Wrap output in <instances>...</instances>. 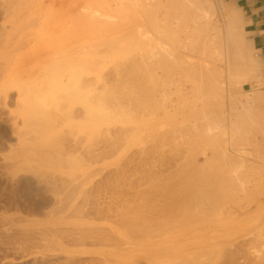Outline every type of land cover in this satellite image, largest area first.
I'll use <instances>...</instances> for the list:
<instances>
[{"label": "rangeland", "instance_id": "1", "mask_svg": "<svg viewBox=\"0 0 264 264\" xmlns=\"http://www.w3.org/2000/svg\"><path fill=\"white\" fill-rule=\"evenodd\" d=\"M57 1L58 0H0V48L2 47V49L0 50V66L1 65L3 66V68L0 67V68H2V69H0V71L3 72V73L2 72L0 73V82H1L0 83V223L3 221L1 224L2 225L4 224V226H2V225L0 226V231L2 232V233L0 232V234H1L0 235V264H264V219H262L261 217H259V215H260L259 214V210L261 211V209H262V207H260V206H262V205L264 206V203L258 201L259 198L262 195L261 194L260 195L257 194L258 196L256 195L255 196L256 198H255L253 195H250V197H249V195L246 194V197L248 198L249 201L252 199L251 200L252 201L251 204H249V201L248 200H244V201H247L246 204L242 200L243 201V204L242 203L241 204L239 203L238 208H237V205H234V206L233 205H230V207H232L234 210L237 208L236 211H233L234 214L233 213H230L229 216H226L225 215L226 217H222L221 216L222 214H220L219 216L217 215L218 217L213 216V214H215L214 212H216V208H214L215 207L214 204H216L217 209H218V212L220 211L219 209L222 210L224 208L227 209L229 207L228 206L229 204H222V202H220V203L223 206L222 205H221L222 207L220 205L218 206V204H219L218 201L220 199H221L220 201H222V198L223 199H227L228 198V197L226 198V197H224L222 195H227V194H224L225 192L224 193L221 192L220 193L221 195H219V192H218V195H217V191H216L217 189H214V188H212L209 185H205L204 183H203L204 185L203 184L200 185V189H199L198 186L195 184V181H193L195 179V177L191 173L192 166H196L197 167V165H194V162L193 161L196 162L195 164H198V165L200 164L201 166L202 165H205L206 166L207 164H209V163L205 164V162L203 160L204 157H205V155L208 154V150H207L208 148L207 147H209V146H206L205 144L202 143V145H205L203 147L201 145V143H200L201 141L199 142V141H196V140H194L195 141L194 143L196 144V142H198V145L197 144L195 145L194 143H193L194 145L193 144L191 145L193 139H198V137H196L197 134H195L193 132V134L192 133L191 134H188L189 136L186 134L188 137H185L186 135L182 134L180 132V130H178L179 126H181L183 123H185V120L186 119H187L186 121H188V119L190 118L189 117L190 115L193 116L190 113V110H192V109L190 108V110H188L187 108L184 107V105L186 104V100L183 101V104H182L181 101L178 100V96L176 95L177 92H176V89L174 87V83L173 82H174V80H176L175 76L176 77L178 76L177 75L178 74V71L175 74H172V75H174V78H171V80H170V77L172 75L169 76L168 78L167 77L164 78V71L161 68V61H159V64L156 63L157 60L155 59V57L152 58V56L149 54L150 52H152V50H150V49H153L154 48V44L151 43V46L153 45L151 47L150 46V42L153 41L155 43V40H153V39H155V34H156V37H157L158 36L157 33H161L160 31L162 29H164L165 26H168L170 28H169V32L167 34L170 35V36H172V35L174 36V32L177 31V30H174V28H176L177 27V24L179 23L178 22L176 24L177 21H175V19H176L175 16L176 17L177 16L178 17L181 16V18H182V15H180V14L177 15V12H175V11L170 12L171 11L170 10L169 11L170 15L172 13H174L173 15H175L174 16L175 19H172L170 17L171 20H172V22H170L171 25L169 24L170 25L169 26L168 25V22H165L166 18L164 16H166V13H165V11H163V9H161V8L158 7L157 0H138V1L137 0H133V1L132 0L131 1L130 0H120V1L119 0H98V2H95L97 0H95V1L94 0H70V1L68 0V2H67V0H65V3H59ZM127 1H129L131 4H132V2H133V4L136 2L135 5L137 4V6H135L133 4L131 5ZM203 1L204 0H200L199 3L202 2L203 4H207L206 6L204 5L205 7H202L203 6L202 3H201L202 5L200 4L201 5L200 6L199 4H197L198 3L197 2L195 5H197V6L199 5L200 6L199 8L192 6L193 9H194V10L192 9L193 10V13L192 12H186V13H190V16H191V13L193 14L192 17H194V18H191V19H193L191 23H189L191 21L189 19L190 18L189 17L186 20L189 19L190 21L187 22L185 20L184 22H187V23H185V25H184L185 27H182V25L180 26V23H182L181 21H183L184 18H183V20H180L181 18L179 17L180 18L179 19L180 20V23L178 25H179V28L180 29L181 28H184V29L180 30L183 33H185V31H186L185 29H188L189 30L191 27L193 28L197 24L199 26H201V27H198L197 26V28L202 33L206 32V34H203V36L204 35H207V34L210 35V38H211V41L210 42H212V43H209L208 44L209 47L207 45V49L208 48L210 49V47H211L212 50H210V51L208 50L209 53L207 51V54H208V57H209V54H210V56L212 58L211 57L209 59L208 58L207 59L206 58H200L198 55L195 54L194 56H192L189 59L190 60H194V61L195 60H199L197 62H200V63L205 60L204 62L206 64H211L212 63L214 65H217L218 64V61L220 60V59H218V58H220L219 55L222 53L221 57L223 59H221V60H223L226 63V65L232 59L233 60H236V59H234L235 57L234 58L230 57V55L232 54L231 52H230L231 54L228 55V56L225 54V52L227 53V51H225V45L229 42L228 38H226L225 36L227 35V32H229L228 29L230 27V26L229 27L227 26L230 23L227 24L226 22H227V19H229L228 17L231 16L230 18H232L234 16L235 18L234 17L233 18L237 21L236 22L237 24L235 25L236 27L234 29L236 31V36H238V40L239 41H241V40L243 41L244 40V42H245V40H246V41L249 42V45L248 46L247 45H244V46H247V47H245L243 50H245V49L248 50V51L246 50L245 52H247V53L249 52V54L252 55V58L251 59L256 58V59L253 60V63L255 64V62H256V64L254 65L255 66L254 67V71H256V70L257 71L256 72L253 71L254 72V74H253L252 71L250 73V69H248V68L247 69L249 71L248 70H244V72L247 71V72H249V74L256 75V76H252L253 78L255 77L254 79H252V77H250V76H248L246 74L247 72H245V75H244L243 70H242L243 68H242L241 69L242 72L239 71L240 72L239 75H242V76L244 75L243 76L244 79H243V81L242 80H238V77L236 76L237 77L236 78L237 80L235 79V81H237L238 83L237 82L235 83V81H234V83H235L234 84L232 82V79H230V81L227 79V78L230 77L231 74H229V75L227 74L228 73V70L226 68L225 69L224 90L222 91V92H224V94L223 95L221 94V95L224 97V102H225V106H226L227 109L231 107L230 104H232V102H233V105L235 104L236 107L239 110H242L241 107L243 105L241 106V102H242V104H245L246 98H248L249 96L250 97L253 96V98L255 100L254 93H256L255 96H257L256 97L257 98L256 100H258V98L260 96V95L258 96L257 94L261 93V96L260 97L262 98V100L260 102L264 104V99H263L264 98V62L257 55L256 50L253 47V43H252L251 38L245 32L244 25H243V21H242L241 16L235 10H232V9L228 8L227 5L224 4V3H222L221 0H207V1H204V2ZM55 2H57V3H55ZM46 3H48V4H46ZM91 3L93 4L92 6H90ZM95 3H96V5H95ZM97 4H99V7H98ZM100 5H101V8H100ZM125 5L126 6L129 5V8L128 7H127L128 9L124 8V7H126ZM119 6H122L121 7L122 9L119 8V11L120 10L122 11L120 13L121 14V17L116 16V14L119 12L118 11V7ZM130 6H134L135 9H133V7H130ZM91 7H95L98 10L101 9V11L104 8V10H106V11L103 10L102 12L103 13L106 12L107 14L109 13L108 14V17H107V14H106V16L103 15V14H101L102 15L101 16L100 15V12L101 11L99 12L95 8H92L91 9ZM201 7L203 9H201ZM83 8L85 9V11H83ZM123 8H124V10H123ZM42 9H43V12H42ZM44 10L46 11L47 14L45 13ZM91 10L93 12H91ZM82 11L84 12V14H85V12L87 14V12L90 11V14L91 15L88 13L87 15L85 14V16L82 17V14H83ZM114 11H115V13L117 11L118 12L115 14ZM61 13H62V16H61ZM96 13H97V15H96ZM63 14H65V15H63ZM120 14L118 13L117 15H120ZM151 14H153L154 17L151 16ZM181 14H183V13H181ZM92 15L94 17H96V18L92 17ZM109 15L112 16V17L110 18ZM133 15H138V17H140V18H138L137 16L134 17ZM187 15L189 16V14H187ZM89 16H91V17H89ZM97 16H99V17H97ZM103 16H105V17H103ZM149 16H151L152 19H150V22L148 23ZM183 16H184V14H183ZM117 17H119V18L116 19ZM163 17L165 19L164 20H160ZM84 18L85 19L88 18L90 20V21H88V19H87V21H88L89 24L92 23V20L93 21L94 20L96 21L97 18H98L99 20H97L96 22L94 21L93 24L94 23L96 24L98 22H100V24L98 23L99 26H98V24L97 25H93L92 24V25L89 26V24L87 22H84L85 21ZM105 18H107V19L105 20ZM83 19H84V21H81ZM127 19H129V21ZM10 20H11V22H10ZM117 20H119V22ZM151 20H153V21H151ZM60 21H61V23H60ZM69 21H71V22H69ZM104 21L107 22V23H105ZM109 21L110 22H113V23H110ZM116 21H117L118 24L116 23ZM156 21L159 24L157 26V29L159 28V26L162 28L159 32H158V30H159L158 29L157 30V33H155L156 32V24H157ZM79 22H82V24L79 23ZM103 22L106 24L104 27H102L104 25ZM129 22L131 23L130 25H129ZM143 22L146 23V24H144ZM161 22L162 23L165 22L164 25L165 24L166 25L165 26L163 25V27H162L161 26L162 25ZM78 23H79V25H78ZM138 23L142 24L141 25L142 26V29L139 27L140 25L139 26L137 25ZM152 23L154 24V27H153V24ZM172 23H174L175 26H173L174 24H172ZM60 24H61V26H60ZM72 24L74 26H76V27H74ZM84 24H87L88 25L87 27L88 28L90 27V28L88 29ZM111 24H115V25L112 26ZM143 24H144V27H143ZM187 24L189 25L188 26L189 28L187 27ZM62 25H63V27H62ZM82 25L84 26V28L83 27L80 28V26H82ZM100 25H101V27H100ZM109 25L112 26V27H110ZM150 25L155 30L151 29L152 27ZM71 26H72L73 29L72 28H69ZM211 26H213V27H211ZM60 27L63 28V29H61ZM93 27H96V28L99 27L100 29L99 28L96 29V28H93ZM145 27L147 29H145ZM74 28L75 29H78V30L75 31ZM79 28L82 31H80ZM85 28H86V30H83ZM130 28H131V30L132 29L134 30V29H138L139 28L138 30L141 31V33L143 32L142 37L138 38L139 40L136 39L137 36L140 35V32L138 33V31H137V33H136L135 30L134 31H131L130 30L131 31L130 32L129 31ZM165 28L167 29V27H165ZM170 29L172 31L174 30L172 34L170 33V32H172ZM176 29H178V28H176ZM59 30L61 32H59ZM67 30H70L71 32L73 31L74 34L73 33L71 34L70 31H67ZM143 30H145V32ZM119 31H121L123 33L119 32ZM126 31H127L128 36L126 34ZM149 31H150V33H149ZM162 31L164 32L165 29L162 30ZM68 32L71 35H69ZM133 32L135 33V35L136 34L137 35L136 36L133 35L134 34ZM147 32H148V34H147ZM177 32H176V35L178 34L177 35V38H179V37L180 38H183L185 36L183 33H179V32L177 33ZM62 33L63 34L66 33V35H68V36L63 35ZM113 33H114V36H113ZM115 33H117V35H118L117 37H115L116 36ZM119 33H121V34H119ZM202 33L201 34L199 33L198 35L196 34L195 36L196 37L199 36V38H201V37H203V36H201ZM61 34L63 36H66L65 39H62L63 36ZM122 34L124 36L126 35L128 38L126 36H125V39L122 38V37H124ZM167 34L165 33L166 36H167ZM54 35H56L57 37L58 36L60 37V35H61L62 36L61 39L63 41L60 38H57L56 36L54 37ZM103 35H105V36H103ZM109 35H111L112 38H111V36L109 37ZM165 35H163V36H165ZM176 35L174 36L175 38H176ZM211 35H213V36H211ZM119 36H120V40H119ZM144 36L146 37L145 39H143ZM161 36L162 35H159L157 37V39L158 38L161 39V40L158 39L161 43L160 42H156V45L155 46H162V45H157V43L162 44L164 42L163 44L165 46H167V47L169 46L168 48H171L170 50L173 49V51H175L176 50V49H174L175 48L174 47L175 45L172 44L173 43L172 42L173 40L171 41V45H173L172 46L173 48H172L170 46V44H169L170 42H168L169 40H171L169 38V36H167V37L165 36L167 38L166 40L164 39L163 36L162 37ZM215 36H217V37H215ZM96 37H97V40H96ZM151 37H153V38H151ZM174 37H172V38H174ZM220 37H222L221 38L222 42H221V40L219 42V38ZM114 38H117L116 42H115V39ZM147 38H148V40H150V38H151L152 41L151 40L148 41ZM9 39H10L11 42L9 41ZM58 39H60L61 41L58 40ZM80 39H82V41ZM84 39L87 40V42H88V40H91L89 42H92L93 41L94 43L96 41L98 42L100 40H101L100 42H102V39H103V42H102V44L101 43H96V44H99V45L93 46L94 45L93 43H92V45L89 44V42L88 43L86 42L85 44L82 43V42H85ZM106 39H107V41L110 40V39H112V41L110 40L111 41L110 44L112 45V43H114L115 45L109 46L110 44H107V43H109L110 41L107 42V43H105L106 42ZM140 39H143V40H146V41L143 42V40L141 41ZM162 39H163V42H162ZM135 40H137V42ZM178 40H174V42L176 43V41L178 42ZM215 40H217V41H215ZM130 41H131V43H130ZM196 41H198V39ZM8 42L10 43V45L7 44ZM138 42H140V43H138ZM215 42H217V44L221 43L223 45V46L222 45L221 46L219 45V48L220 49L222 48L223 51H220V50L217 49L218 45ZM71 43L74 45V47H73V45ZM74 43H76V44H74ZM119 43L122 46L123 45L124 46L122 47ZM61 44H63V45L61 46ZM77 44L79 46L81 44L80 48L78 47ZM104 44L105 45L107 44L108 46L106 45V48L109 47V49H111V50L108 51V48H107V50L104 49V52H102L103 51L102 48H105ZM141 44H142V46H141ZM143 44H146V47L144 46V48H143ZM246 44H247V42H246ZM7 45H8V47H7ZM89 45L91 47L93 46L92 48L90 47L91 50L89 49ZM216 45H217V47H216ZM63 46H64V48H63ZM70 46L72 48H70ZM82 46H85V48H82ZM115 46H116V48H115ZM212 46H213V48H212ZM230 46H231V44H230ZM94 47H95V49H94ZM110 47H113V48H110ZM141 47H142V50L140 51L139 49ZM67 48H68V51L69 52L70 51H73V50L74 51L73 52H70V53L69 52L67 53V52H65V51H67ZM118 48H120L121 50L124 49V51L122 50V52H120L119 51L120 49H118ZM3 49H5V50H3ZM53 49H55V50H53ZM58 49H60V51ZM61 49L62 50L65 49V50L62 51ZM83 49H87L88 51L87 50H83ZM92 49H93V51H96L97 50L99 52V55H98V52L97 51L96 52H93ZM112 49L114 50L113 52H111ZM133 49L135 50V52H134ZM148 49L150 50V52L148 51ZM75 50L78 51V54H76L77 52ZM79 50H80V53L83 52V51L84 52L80 54L79 53ZM154 50H155V48H154ZM50 51L51 52L57 51L56 54H58V55H59V53L60 54L62 53V54H61V56L59 55L60 57L55 55L57 58L56 57H54V58H51V57L46 58V56L48 57V54H49ZM116 51L118 52V55L119 56L116 55V53H117ZM159 51L162 52L161 50H159ZM211 51H213V52H211ZM217 51H220V52L218 53ZM63 52H65V53L63 54ZM89 52H90L91 56H90V54H88ZM105 52L108 53V54H106ZM133 52L135 54H139V55H136L135 56V54ZM140 52H142V54ZM71 53H72V55H71ZM84 53H85V55H84ZM103 54H104V56H103ZM140 54H141V56H140ZM36 55H38V56H36ZM42 55L46 59H44V57ZM75 55H77L78 58L75 57ZM105 55H106V57H105ZM107 55H109V56H107ZM133 55L135 57H137V59L134 58ZM216 55H217V57H216ZM225 55H226L227 59L225 58ZM70 56H71V58H70ZM110 56H113V58L110 57ZM131 56H133V58L136 59V60L132 59ZM150 56H151V58H150ZM58 57L61 58L60 60L62 62L61 61L59 62V58ZM68 57H69V60L67 59ZM83 57H84V59H83ZM214 57H216L215 58V61H214ZM27 58H29V59H27ZM35 58L37 60H39V61L37 62V60ZM92 58H94V59H92ZM117 58H119L120 61ZM124 58L127 60V61L124 60L125 63H123L124 61H122V59H124ZM139 58H141V60L143 58L144 59L141 61ZM242 58H241V60L240 59H237V60L238 61L239 60L242 61L243 59H245V58H243V59ZM30 59H32V60H30ZM74 59L76 61H74ZM81 59H83V60H81ZM96 59H97V63L94 62V64H93L92 60H95L96 61ZM99 59H101L100 60L101 61L100 63L98 62ZM113 59H114V61H113ZM154 59H155V61H154ZM210 59H212V60H210ZM19 60L23 63V64L21 63L22 65H18V64H20V61ZM49 60L51 62H49ZM55 60H56V62H55ZM79 60L80 61H84L85 60L86 62L84 61L83 64H82ZM109 60L111 62L112 61L113 62L111 63ZM225 60H227V61H225ZM27 61H29V62L26 63ZM130 61L131 62L133 61V62L131 63ZM243 61H242V63H243ZM245 61H244V65H243L244 67H245V63H246ZM2 62H5L6 64L4 63L5 64L4 65ZM32 62L34 63V65H36L35 66L36 68L34 66H33V68H32V66H30L31 65L30 63H32ZM39 62H40V64L41 63L44 64V65L41 64V66L43 65V70H41L42 68H41V66H39V64H38ZM57 62H59V65H58ZM66 62H69V63L67 64ZM75 62H77V63H75ZM104 62H107V63H104ZM121 62L123 64H121ZM144 62H145V64H144ZM231 62L233 63V61H231ZM33 63H32V65H33ZM70 63H71V65H70ZM102 63H103V65L104 64L105 65L102 66ZM137 63L139 64L138 67L136 66ZM146 63H149L152 67L149 64H147L148 66H145ZM151 63L158 64L159 66L157 67V65H154V64H151ZM242 63H241V65H242ZM25 64H26V66H28L29 64L30 65H29V67H26ZM46 64L47 65L49 64V65L47 66ZM55 64H57V67H59L60 70L57 67L56 68L58 69V71H57V69H54L55 66H56ZM73 64L75 65L76 68L72 66ZM81 64L82 65L86 64L87 66L84 65V67H83ZM90 64H91V66H90ZM130 64H132V65H130ZM114 65H116V66L118 65V66L116 67ZM142 65H143V67H142ZM228 65H229V63H228ZM238 65H239L238 67H234V68L239 69L240 68V64H238ZM4 66H5V68H4ZM8 66H9V69H8ZM49 66H50V69H47V68H49ZM67 66L68 67L71 66V67L66 68ZM101 66H102V68L100 70V67ZM108 66L109 67H112V68H109ZM133 66H134V68H133ZM149 66H150V68H152L151 70H149ZM153 66L154 67L156 66V67L154 68ZM246 66H248V65H246ZM39 67L41 69L38 70ZM93 67H96L97 69L95 68L93 70ZM146 67H147V71H146ZM29 68L32 69V70H30L31 73H29L30 71L28 72V69ZM72 68L74 70H72ZM117 68H119V69H117ZM160 68H161V70H160ZM51 69L53 71H55V70L56 71L53 72ZM131 69H133V71H131V72H133L135 75L132 74V73H129L130 72L129 70H131ZM136 69H140L139 71H141V72L138 73L137 72L138 70H136ZM24 70H27V71H24ZM65 70H66V72L69 71L68 73H71L73 71H75V72L71 73V75L70 74L68 75V73H65L64 72ZM70 70H72V71H70ZM117 70L118 71L121 70V71H119V75H118V71ZM143 70L146 72L147 75L144 74V71ZM148 70H149V72H148ZM49 71H50V73H54V74H51L50 75V73H48ZM62 71H63V73H62ZM83 71L86 72V73H83ZM233 71H235V69ZM59 72L61 74H64L65 73L66 75H64V77L66 76L67 78L66 79L65 78H62L61 79V77H59V75H60ZM77 72H79V73H77ZM91 72L93 74H91ZM125 72H127V73H125ZM236 72L237 71L233 72L232 74H234ZM44 73L45 74L48 73V75L44 76L45 75ZM74 73H76V75H73ZM136 73H138V74L143 73L142 75H144V76L142 77V76H140V75L137 74L138 76L136 77ZM55 74L59 78H56V75ZM79 74H81V75H79ZM94 74L95 75L97 74L98 76H95ZM113 74L114 75L116 74V76H114ZM127 74H129V75H127ZM150 74H152L153 76L152 77H149ZM67 75L70 76V77H68ZM77 75H79L80 77L77 76ZM93 75L95 76L94 80H93V77H92ZM121 75H123V77ZM131 75H134V76L131 77ZM124 76H126V77H124ZM154 76H155L156 79H153ZM41 77L42 78L44 77V78L42 79ZM46 77H49V79H47ZM115 77H116V81H118L120 79L122 80V82H121V80L119 81L120 82L119 83L120 85H118L116 81H115V83L112 82V81H114L113 78H115ZM158 77H159V79H158ZM231 77H232V75H231ZM45 78H46V80H45ZM82 78H84V79H82ZM239 78H240V76H239ZM19 79H21V80L19 81ZM56 79H59L58 82H60L61 80L62 81H65V82L64 83L62 82V85H61V82L60 83L56 82L57 81ZM95 79H98V80H95ZM150 79H151V81H150ZM80 80H81L82 83L80 82ZM233 80H234V78H233ZM14 81H15V84L17 82L16 87L14 86L15 85L13 83ZM92 81H93V85L92 86H94V83H95V86H94V88L92 87L91 93H92V91H94V89H95L94 93L95 92H98L99 93V94L98 93L97 94L95 93L96 94L95 96H94V94H92L95 97L94 98V101H95V99L96 100L97 99L99 100V101H97L98 103L96 102V104H97L96 105V107H97L96 109L97 110L95 111V113H96L95 115H99L100 116V113H102L104 119L102 118V122H101V120H98V122H101L102 124L104 122L105 128H107V126L108 127H111V128H108L111 131L110 130L107 131V132H109V135L106 134L107 132L104 131L106 129L103 130V133L105 132V135L103 134V136H104L105 139L103 138V136H101V135L98 134L101 131V129L98 126L100 123H95L97 120H95L94 122H92L93 124L94 123L95 124H98V125H95V126L94 125H91L92 123L91 124L88 123V125H87V122L86 121H84L85 123H83V121H82L81 122V125L82 124L83 125L85 124L87 126L86 127L85 125L84 126L83 125L81 126L79 124L77 125V123L79 122L78 119H80V118H77L76 116H74V115H76V113H74V112H77V110H79V106H80V104L78 103L79 100H80L79 98H82L83 96H85V97L87 96V94L90 91L89 89H91ZM97 81H99V82H97ZM105 81H108V84ZM154 81L157 82V84L155 86L152 84ZM180 81H181V83L182 82L184 83V80L182 78H181ZM228 81H229L228 84H230V86H227L228 85L227 84ZM241 81H242V83H241ZM5 82H7V83H5ZM39 82H41L42 84L39 83ZM83 82H84V84H83ZM101 82H102V84H101ZM37 83H38V86H36ZM55 83H57V84H55ZM86 83L89 84L88 86H90V87H88L86 85ZM98 83H99L100 87L102 86V88H100V87H99V89L97 88L98 87ZM123 83L127 84V86L125 84L122 85ZM5 84H7V86ZM63 84H65V85H63ZM69 84H70V86H69ZM112 84L114 85V87L116 86L115 88L118 87L117 89L119 90L120 93L124 91V90L121 91V89H125L126 90L128 88V89H130L129 91H131L133 89L130 92L132 95H129L130 93L128 94V91L127 90H126L127 92L124 91V93H125V94L123 93L125 95L124 97H126V93H127V97L125 99L123 96H120V95H123V94H117V93H115L118 90L117 89H114L113 86H112ZM150 84H152L153 86L150 85ZM154 84H155V82H154ZM19 85H20V87H19ZM41 85H42V87H41ZM107 85H110V87L109 86L108 87L111 88V89H108L106 87ZM121 86H122V88H121ZM123 86H126L127 88L126 87L123 88ZM151 86L154 87V88L151 89ZM166 86H168L169 89ZM229 87L231 89H229ZM105 88H107L108 91L109 90L110 91L108 92L107 89H106V92H105ZM112 88H113L114 91L112 90ZM134 88L138 89L137 92H136V90ZM75 89H77V90H75ZM80 89L83 90V93L84 94H82V93L79 92ZM103 89H104V91H103ZM139 89L143 92L144 95H141L142 92ZM142 89H144V90H142ZM68 90H71V91H68ZM99 90H101V91H99ZM228 90H230V91L228 92ZM102 91H103V93H102ZM135 92L138 95L137 94H134ZM164 92H165V94H168L169 93L168 95L170 96V99L172 98V100L175 102V103L173 102V105L174 106L177 104L176 105L177 106L176 109L177 108H180V106L183 105V106H181V109L182 110L178 109V110H180L181 113L180 112L178 113V110H175L174 109L175 107L173 105H172L173 109H172V107H170V108L168 107L169 109L165 110L166 113L164 112V110H163V112H164L163 113L160 109L159 110L157 109L158 106H159V108H161V105H158V104L164 102V99L166 98V95L164 94ZM172 92H173L174 95L171 94ZM80 94H82V95H80ZM113 94H114V97H113L114 100H115V98L117 96L120 97V98L122 97L124 99V101H123L122 98L121 99L117 98L118 100H117V102L116 101L115 102L116 103H119L120 102L121 105L119 107V104L120 103L119 104H116V105H118L119 108L116 105L115 106H116L117 109H120V108H122L121 107L122 106V103H124V108L125 109L123 108V111L125 113H122L121 110H120V112H121L120 113L119 111H117L116 108H115L116 109V112H119V114L117 115V113L114 112L115 110L113 111V109L115 107L113 105V104H115V102L112 101ZM115 94H116V96H115ZM61 95H63L66 98L62 97ZM65 95H68V97L65 96ZM79 95H80V97H79ZM227 95H229V96H227ZM234 95H236V96H234ZM96 96H99L100 98L103 97V99H104V97L109 98L110 100H108V101L109 102L112 101L113 104L111 102H110L111 104H108V103L107 104H108V106H110V105H112V106L108 107L106 105V102H108L106 98H105V101L106 102L104 103V101H103V103H102V101L100 102V98H98ZM130 96L133 97V98H131ZM134 96H137V97H134ZM244 96H246V98ZM143 97L145 99H147V101L144 100ZM213 97H212L214 99L213 100V103H215L217 101L216 98H218V96L216 95V96H213ZM228 97H229V99H228ZM230 97L233 98V99H231ZM74 98H75V100H74ZM134 98L137 101H140V104H142L141 101L143 103H145L144 104L145 108L143 107V105H141V106H142V108L146 109L147 112H148V109H149L150 110L149 111L150 113L148 112V113L145 114V111L146 110L144 111L143 109H141L140 104L137 101H135ZM195 98H193V99H195ZM128 99H129V101H128ZM175 99H177V100L175 101ZM72 100H73V102H72ZM239 100H241V101H239ZM259 100H260V98H259ZM42 101H44V102H42ZM127 101L129 103V105H128ZM255 101H252V102L249 101V104L248 105L252 106V108L255 109L256 111H259L258 108L260 110L264 109V105L261 107ZM37 102H38V104H36ZM136 102H137V104H139L140 107L136 104ZM187 102H188V100H187ZM237 102H240V103L238 104ZM70 103L73 104V105H71ZM77 103L79 104L78 106H77ZM130 103H132V104H130ZM146 103H148V105ZM149 103H151V104H149ZM178 103H180L181 105L178 104ZM99 104H100V106H101V104H103L104 106L106 105L105 106V109H106V107H108L110 109H112V107H113V109L111 110L110 113H108L109 109L107 108L108 109V110L106 109L107 110V113L106 112L104 113L103 110H105V109H103L104 108L103 105L100 107ZM153 104H154V106H156L155 108L153 107ZM155 104H157V105H155ZM69 105L71 106V108H72L71 111L74 113V115H73L72 112H70V108H68L69 110L67 109V107H70ZM74 105H76V106L73 107ZM125 105H126V107L132 105L133 106V107L131 106L132 109H134L135 107L138 106L141 110H139V108H138V112H137V110L135 109L134 112L131 113V114L129 113V116H128V112H130L131 110L127 111ZM134 105H135V107H134ZM257 106H259V107H257ZM77 107H78V109H77ZM100 108H101V110H100ZM128 108H130V107H128ZM152 108L154 109L153 112L151 111V110H153ZM47 109H49V110L47 111ZM42 112L44 113V115H46V114L47 115L44 116ZM51 112H53V113H51ZM63 112H65V113L67 112V113L65 114ZM97 112H99V113H97ZM139 112H140V115H139ZM172 112H174V113H172ZM260 112L261 113H264V110H262ZM26 113H28V114H26ZM68 113H69V115H68ZM71 113H72V115H71ZM114 113H116V115L118 117L116 115H114ZM126 113H127V115H126ZM136 113H138V114H136ZM183 113L185 114V117H189V118H185L184 119V116H183L184 114ZM187 113H188V115L189 114L190 115L187 116L186 115ZM110 114H113L114 116H112ZM121 114H123L124 119L121 117L122 116ZM135 114L137 115V117H135L136 116ZM58 115H60V116L62 115L61 116L62 118L60 116H58ZM104 115H107V116H110V117L112 116V118H109L107 116L105 117ZM172 115L175 118H173ZM180 115L183 117V119H181L182 117ZM199 115H201V114H199ZM71 116L73 118L74 117H76V118H74L72 120ZM29 117H31V118H29ZM36 117H37V119H36ZM115 117H117L116 119L119 118L118 121H116ZM131 117L134 118V119L132 120ZM59 118H61V119L59 120ZM121 118H122V120H121ZM143 118H145L144 119L145 121L141 122L142 124H137L138 126H135L136 123L139 122V121H141V120H143ZM160 118L163 119V120H161ZM200 118H202V117H200ZM235 118L236 117H233L231 115V120L232 121H235ZM30 119H32V120H30ZM41 119L44 121V123H43V121ZM108 119L109 120L111 119V123L108 122L109 121ZM203 119L201 120L202 122H204ZM46 120H48V121H46ZM74 120L77 121L76 123L74 122L75 123V124H73L74 126L73 125H70L69 123H72V122H69V121H74ZM106 120H108V121H106ZM182 120H184V122ZM59 121H61V122H59ZM113 121L115 122V124H114ZM129 121H130L131 125H128L129 124ZM135 121H136V123H135ZM173 121H175V123ZM178 121L180 123H182V122L183 123L182 124H179ZM190 121L192 122L191 124H195L196 123V122L193 123L194 122V119L193 118H190L189 121H188L189 123L186 122L185 125L183 124L182 126H186L187 123H188L187 126H189ZM49 122H51V123H49ZM202 122H200V123H202ZM55 123H57L58 125H60V123H61V127L60 126L58 127L57 124L54 125ZM107 123H108V125L106 126ZM132 123L135 124L134 127L132 126L133 125ZM144 123H145V125H144L145 127L143 126ZM42 124H44V125L42 126ZM66 124H67V126H66ZM47 125H49V127H47ZM90 125H91V127H90ZM104 125H102V128L104 127ZM121 125L124 126V127H121ZM140 125H141V127L139 128ZM158 125H159V127H158ZM204 125L205 126L206 125L208 126V124H204ZM204 125H203V127H204ZM96 126L98 128H96ZM129 126H131V127H129ZM146 126L149 127V128H147ZM215 126H210L209 125V128L212 131L211 132L208 131L209 130V128H208V130H207L208 133L207 132L206 133L208 135L213 134L212 137H214V133L213 132L214 131H217L215 133H217L219 136L217 134H215V136L217 135L218 136V139H220V137H222L223 135H224V137L226 136L225 137L226 140L225 141L223 140L224 143L221 144L222 146L220 145V148L221 147L223 148L224 147L223 145H225V143H226V145H225L224 148L230 149L232 147L229 150L230 153L233 155L232 157L235 160H236V158L238 160V157L243 158L242 159L243 161H244V158H245V162H243V165L242 164L241 165L243 166L242 169L247 170L249 168L248 165L250 166V164H249L250 162H247V161L248 160L249 161L252 160V158H254V156L256 154L255 151L253 153V150H252V152H250L251 151V148L254 149V141L251 144V140H250L251 138H248L247 137L248 135H247V136H244V138L246 137V139L248 138L250 141L248 140L247 143H245V144L243 143L244 145L242 143H240V145H243V146H240L239 147L238 146L239 144H237V146H236L234 144L235 143H238L239 140H237L238 142H235L236 141L235 139L232 140L233 138L231 137V133L228 132V131H230V130H232L234 128H229L228 127L229 125L227 124L226 128H223V126H222V128H223L222 129L221 128V125H219V126H216L215 130H213ZM92 127H94L95 130ZM132 127L136 131L135 130H132L131 131V128ZM154 127L155 128L157 127V129L159 130V132ZM203 127H201V128H203ZM206 127H205V130H206ZM65 128H66V130H65ZM70 128H74L72 130H75V132L73 131L74 134L72 133L73 134V137L70 136V137H72V139L69 137V135H72V134H70L71 131H69ZM118 128L119 129H124V130L127 128L128 130L127 131L126 130L125 131L124 130H120L119 132H126V133H119L118 132V130H119ZM141 128H143V129L144 128H147V130H150V129L153 130L154 129L155 132H156V134L154 133V130H153V134H155V135H153L154 137L151 135L152 136L151 139H149L151 136L149 138H147L151 142L150 141H148V142L145 141V145L144 144L142 145L144 148L142 146H139L140 148L141 147L143 148V149L141 148V151L142 150L143 151L142 152H139L140 151V148H137L136 146H134L135 147L134 148L133 145L136 144L138 146V145H141L142 143H144V142H141V144H139L140 141L138 139H136L138 137L139 138H145V136L147 135V134H145V132H143V134L140 135V132H138V130L142 132L143 129H141ZM218 128H221V130H223V132H224V130H227V131L224 134H222V131L221 130H218ZM40 129L42 131H40ZM57 129L59 131H57ZM61 129H63V130H61ZM67 129H68V132H66ZM85 129H86V131H84ZM97 129H99V132L97 131L98 133L95 132V134H94V131H96ZM112 130H116L115 132H118L120 134L119 135L120 137L119 136L116 137L117 136L116 133L114 131H112ZM129 130L133 133V135H135L134 137L132 136V134H130V131ZM201 130H203V129H201ZM205 130H204V132H205ZM54 131L57 132V133H55ZM87 131H89V132H87ZM233 131L235 132V129ZM37 132H39V133H37ZM44 132H46V133H44ZM90 132H93V133H90ZM157 132H158V134H157ZM179 132L184 136V138H183V136H181V134H178ZM111 133L113 135L115 134L114 136L116 138H119V139L123 135L124 136L122 137V139L127 137L126 139H124L126 141V142H124V144H123V141L122 140H121L122 143L119 140L120 144H123V146L125 144H126L125 146H127L128 144L130 146V144L132 143V141H134L135 139L138 142L135 140L133 142L134 144L132 143V145H131L132 147L130 146V148H127V147H129V146H127V147L123 148L122 145L120 147V144L115 139L114 141H115V143L117 142L119 144L118 145L119 148H118V152L115 153L118 146H117V143L114 144V145H116V149H114L115 150V152H114L115 154L114 153L112 154L110 152L111 149H109V148H111V146L110 147L107 146V145H112V144H107V143L114 142L113 141V137L114 136ZM135 133H138L139 135H137ZM44 134L45 135L47 134V135L44 138H41V137L44 136ZM100 134H102V133H100ZM121 134H123V135H121ZM126 134L127 135L130 134V136H127ZM204 134L205 133H203V135ZM77 135L79 137H80V135H81V137L84 135L85 136V138H83L84 140H86V138H87V139H89L92 142H93L94 135H96V137L98 139H100V140L101 139H104L103 140L104 143L101 140L102 143L105 144V142H106L105 148H108V147L109 148L106 151L104 149V145L101 144L100 142L99 143L96 142L97 145H96L95 142H94L95 144H90V146L92 145V147H93V148L92 147L90 148L91 150L93 149L94 152L97 151L98 153H100V152L102 153V154H99V155L97 153L96 156L98 157V159L97 158L94 159L95 158L94 157V154L92 155L93 157L90 156V158L92 157L91 159H93L91 161V159L89 158V155H87L88 153H86V152H89L90 151V153L92 154L93 151H91L89 149H88L89 151L86 150L87 149L86 147H89V146L87 144H85V143L81 144L82 141H84L83 139L81 141V137L77 141H81V143L79 144V146H81V145L84 146L85 145L84 147H85L86 152L83 150L84 149L83 146L80 147V148H79V146H77L78 144H76V143H78V142H75L74 141L75 142V145H74L73 140H76L74 138H77ZM88 135H90V137H87ZM107 135L110 136V138H108V139H110L112 141L109 142V140H106L107 138L105 136H107ZM142 135H143V137H141ZM111 136H113L112 139H111ZM130 137L135 138V139L132 140V138H131L128 141L127 139H129ZM180 137H181V139H180ZM253 137H256V140L257 139H260V137L258 135L257 136H253ZM45 138H46V140L48 142L44 140ZM97 138L94 139V140L99 141ZM230 138H232V139H230ZM39 139H41V140H39ZM152 139H153V141H152ZM154 139H155V141H154ZM182 139H183V141H184V139H186V141H187V139H192V140H190V141L188 140L190 142L189 145H187L189 142L184 145V144H182L183 143ZM241 139H243V138H241ZM90 141H89V143H90ZM130 141H131V143H130ZM231 141H233V143L235 142L234 144L232 143L233 145L231 144L232 146H230ZM37 142L39 143V145H38ZM40 142H43V143H40ZM44 142L45 143L47 142V143L45 144ZM84 142H87L88 143V140H86ZM242 142H244V141H242ZM257 142H258V140H257ZM158 144H159V146H158ZM160 144L163 145V146H161ZM32 145H34V146H32ZM37 145L38 146L41 145V146L38 147ZM73 145L76 146V147L74 148ZM93 145H95V146H93ZM155 145L158 146L160 148V150L157 147L155 149H153L155 147ZM170 145H171V147H169ZM247 145H249V147ZM97 146H99V148H97ZM164 146H165V148H163ZM172 146H174V147H172ZM71 147L74 148V149H72ZM200 147H202V149ZM67 148H68V150H72V151H69L70 154L68 153V150H66ZM121 148L123 149V151H122L123 153H124V151L126 153L129 152V153H127L128 156L125 153L122 155V152H121L122 149ZM126 148L129 151H126ZM172 148H174V149H172ZM234 148H235L236 151H234ZM76 149H79L78 150L79 152L78 151H75ZM94 149H96V150H94ZM242 149H245V150L247 149L248 150V151L247 150L245 151L246 155L245 154L240 155L241 154L240 151L244 152V150H242ZM119 150H120L121 153L119 152ZM237 150H239L238 153H236ZM66 151H67V153H65ZM72 152L75 155H73ZM80 152H81V154L83 156L80 155ZM247 152H250L249 153L250 156H249V154ZM85 153H86L87 156L85 155ZM118 153H119V156H117V158H115L116 157V154L118 155ZM76 154H79V155L76 156ZM111 154L113 156L112 158H111ZM247 154H248V156H247ZM74 156H76V157H74ZM77 157H79V158L81 157L80 159L84 158L82 160H85V159H88L89 158L90 160L88 159L86 161H88L87 162L88 165H89V161H90L91 162L90 163L91 165H89L87 168H89V171H91L92 167H94V166L97 165L96 166V167H98L97 168V171H98V169L100 171L99 174L96 175L97 174L96 173L97 172L96 170H95L94 173H88L87 172L88 169H85V167L87 166L86 163H82V162H85V161H82L81 162L80 160H78ZM113 158H115V159H113ZM193 158H194V160H193ZM40 160L42 162H39ZM62 160H65V161H63L64 165L61 164L62 163L61 162ZM94 160H97V161H95L96 163L93 162ZM111 160L113 161V163L115 162L114 160H116L115 164H112L111 163L112 162ZM259 160H257L256 163L259 164V162H260L259 165L262 166L263 164ZM59 162H61V163H59ZM92 163H95V164L92 166ZM107 163H109L111 165H108ZM215 163H216V161H215ZM215 163H213V164L216 165ZM244 163H246V164H244ZM47 164L48 165L51 164V166L53 164V166H52L53 168H50L51 166H48ZM82 164H84V165H82ZM54 165L58 167V168L56 167V170L57 169L58 170L60 169L58 171V173H57V171L54 170L55 169L54 168L55 167ZM67 165H68V167H67ZM174 165H176V166L179 165L180 166L179 168L177 167L178 168V171L177 172H176L177 169L174 168L176 166H174ZM246 165H247V167H246ZM73 166L74 167H77V166L79 167L80 166L79 167V170H77V171L75 170L76 171L75 174L72 172V170H69L72 167L73 168V171H74V167ZM82 166H84V169L85 170L82 168ZM209 166H206L205 169L209 168ZM61 167H63V169L65 171L64 170L61 171V169H62ZM99 167H102V169L99 168ZM48 168H50L51 170L48 169ZM81 168H82V171L80 170ZM171 168L174 171L173 172L174 173V176H172L173 179L170 177L171 176V172H170V175H169V173L167 174V172H169V171L172 170ZM45 169H46V171H45ZM66 169H68L73 174L70 173L69 171L66 172ZM75 169H77V168H75ZM202 169H203V167H202ZM53 170L55 172H53ZM83 170L86 171L88 175H85L86 172H84ZM149 170H150V172H147ZM195 170H196V168H195ZM143 171L148 176L146 174H144V173H141ZM152 171L155 174L157 172H162L163 171V174H165L166 176L168 175L169 176V179L170 178L172 179V180H168L169 181V185H165L166 182H167V180H166V177H164L163 174H160L159 173L161 175V177L163 178L162 179L159 176V174L158 175L156 174L155 176H151V175H154V173ZM82 172H83V174H82ZM151 172L153 174H151ZM236 173L237 172H235V174H234L235 176L233 175V179H234L235 182L239 180L238 177H237V175H236ZM68 174L69 175L71 174V176H69ZM90 174H95L96 176L94 177V175H93L94 178L91 179V178H89V175ZM140 174H141V177H140ZM62 175H63V177H62ZM65 175L68 176L67 178H70L69 181H68V179H66V176ZM72 175L73 176L76 175L77 177L74 176V179H73V176ZM143 175H144V177L146 176L149 181L147 180V178H144V177H143V180L140 181L142 179V176ZM190 175H192V176H190ZM86 176H88V177H86ZM91 176L92 175H90V177ZM157 176H159L160 178H158ZM85 177H86V179H84ZM149 177L152 178L151 180H154L155 177H157L159 180L156 178L154 181H151ZM174 177H176V178H174ZM190 177H192V178L194 177V179L192 180ZM235 177L238 180H235ZM82 179H84V180H82ZM167 179H168V177H167ZM85 180H87V182ZM88 180H90V182ZM144 180H145V182L148 181V182H146L147 184L146 183H143ZM156 180H157V183H156ZM165 180H166V182H165ZM82 181H84V182H82ZM162 181H163L164 184L162 183ZM171 181H173V182L171 183ZM239 181L236 182V183L234 182L235 185L238 188L240 187V185L238 186L237 184H241L240 183L241 181L240 182ZM254 181H252V182H254ZM246 182H245V184H246ZM256 182H260V180H257ZM65 183L66 184L73 183L74 185L71 184L72 187H70L71 185L68 184V186L70 187L69 188L68 186L65 187L66 186ZM82 183H84V184H82ZM138 183H139V185H138ZM158 183L161 184V185H159ZM192 183L194 184V187L192 186L193 185ZM148 184H150V185H148ZM162 184L165 185V186H163ZM79 185H80V189H79ZM155 185H156V188L157 189L160 188V189H158L160 191H158L157 189H156V191H154L155 187H153V186H155ZM158 185H159V187H157ZM246 185H242L240 187L242 189H240V188L238 189L237 187L235 189H233V192H236V194H238V196L241 197V199H243V197H244V196H242V194L243 195L245 194L246 188H247V191L246 192H248V189L249 188L252 189V187H250V186L246 187ZM73 186H74V189H75V187H76V189H78V192H76L77 191L76 189L75 190L73 189ZM143 187L145 188L144 191L142 189ZM151 187H153V191L151 190ZM63 188H65L67 190L70 189V191H66ZM138 188L140 189V192L138 191L139 190ZM243 188L245 189L243 191L244 193L239 192V191H235V190L242 191ZM62 189H63V191H62ZM148 189H149V191H147ZM251 189H250V191L252 192ZM60 191H61V193H60ZM71 191L74 192V193L76 192V194H75L76 196L75 195L72 196L73 193ZM142 191L145 194L144 193L142 194L141 193ZM58 192L60 193V196H58L59 195ZM68 192H70L71 194H68ZM146 192H147V194H146ZM155 192H158V194H155ZM130 193H132V194L134 193L135 196L133 195L134 197H132L131 196L132 194H131L128 197V194H130ZM136 193H137L138 196L136 195ZM197 193H198V195H199V193L201 194V196H202L200 198L201 200H202V198L204 199V201L202 202L203 204H201V207L202 206L203 207L201 208L198 205L199 207L197 206L196 209L193 208V212H195V210H196L195 213L197 215H199L198 217L201 216L204 219L206 217H209V215L211 213V210L213 209V211H212L213 214H211V216L213 217L214 220H217L218 218L220 219L221 217H222V219L225 218V219H223L224 224H223V222H221L222 219L220 220L221 224H220V222H217V223L220 224L219 226L221 228L218 225H214V224H213L214 226L211 225V227H209V226L203 225V223H201V221H200L197 225L196 224H192L193 226L189 223L188 225H190V227L187 226V225H185V227L183 226L184 228H182L181 226L179 228L178 227L176 228V226H174V229H173V227L170 228V229H168V230H170V232L167 230L168 232H165L162 237H154L153 239L152 238L151 239L150 238L147 239V236H145V235L144 236H141L140 233H139L140 235H134V236L131 235L132 236L131 237V236H129L130 235V233H129L130 231H127L129 233L128 234L126 232L127 228L124 229L125 228V225H127V224H126L123 216L126 217V218H128V217H131L132 215L135 214L136 216H140L141 215L140 217L145 216L146 218H148V215L149 216L151 215L150 217L153 216V217H155L154 219H157V218L163 219V217H164L163 221L170 220V216H171V220L173 218H176L177 219V217L178 218H181L180 216L183 213H185V212L187 213L188 210H190L189 207L190 208L193 207L192 205L195 204V201L197 202V199H195V198L200 197V196H197L196 195ZM162 194L164 196H162ZM62 195H64V196H62ZM65 195H66V198H68L67 201L66 200L63 201L65 199V198H63V197H65ZM67 195L70 196V197H67ZM139 195H141V197L143 195H146L148 197L151 196L149 199H152V201L151 202L148 201V197H146V196H144L146 198H145V200H143L144 197L141 198V197H139ZM156 195L159 196V197H157V199L159 198L158 200L155 199L156 198ZM130 196H131V199L132 200L130 199ZM154 196H155V198H154ZM251 196H253V197H251ZM160 197H163V199L160 198ZM246 197H245V199H246ZM56 198H57V200H56ZM136 198H137V200H136ZM58 199H63V200H61L62 201L61 202L62 205H64L63 202H66V203L69 202L67 204L65 203V205H66L67 208L65 207V205L63 207H59V205L61 203H60V200L58 201ZM71 199L73 200L72 202H71ZM133 199L135 200V202H134ZM256 199H258V200H256ZM130 200L133 201V202H131ZM142 200L145 201V202H147L148 204L147 203L145 204ZM156 200H157V202H155ZM136 201H138V202H136ZM141 201L143 203H141ZM153 201H154V203H156V205L153 203ZM214 201L217 202V203H215ZM211 202H212V204H208V203H211ZM223 202L225 203L224 200H223ZM257 202H259V203L257 204ZM54 203H57V204L55 205ZM130 203H132L133 205L134 204H136V205L133 206ZM140 203L142 204V206L139 205ZM151 203H153L154 205H150ZM122 204H124V206ZM183 204H185L187 207L186 206L185 207L181 206ZM52 205H54V206H52ZM74 205H75V207H77V209L74 207ZM148 205H150L151 208ZM208 205H209V208L210 209L207 207ZM212 205H214V206H212ZM241 205H243V206L241 207ZM114 206H118V207H120V209L117 208V207L114 208ZM235 206H236V208H235ZM71 207L72 208L74 207L73 210H71L72 209ZM122 207L126 208L125 209L126 211L124 210V208H123V211H121L122 210ZM128 207L130 209H128ZM131 207H133V208L135 207V208L134 209L132 208L133 209L132 210ZM178 207H180V208H178ZM181 207H183V208H181ZM219 207H221V208H219ZM50 208L53 209L54 212ZM198 208L203 209V210H200ZM239 208H241L242 210L239 209ZM49 209L52 211V213H50V210ZM115 209L116 210L118 209V210L116 211ZM137 209H139V210H137ZM62 210L66 214H64L63 212H61ZM76 210H77V212H76ZM129 210H131V212ZM56 211H57V213H56ZM69 211L70 212H73V213H70ZM118 211H121V212H118ZM145 211H147V212H145ZM197 211H200L199 212L200 214ZM206 211H209V214ZM74 212H75V214H74ZM113 212H115V213L118 212L119 214L121 213L120 216H122V217H120L118 213L115 214ZM136 212H138L140 215L138 213H136ZM244 212H246V214H244ZM251 212H252V214H250ZM48 213H49V215H48ZM147 213H148V215H147ZM179 213H180V215H178ZM52 214H53V216H50ZM57 214L60 215V216H57ZM79 214H81L82 216H80ZM191 214H193V213H191ZM8 215H9V217H8ZM61 215L64 216V218ZM68 215H69V217H68ZM73 215H74V217H73ZM113 215L115 216V219H114V217H112ZM175 215L177 217H173ZM14 216H16V218ZM156 216H157V218H156ZM211 216H210V219H211ZM118 217L123 218V220H124V221H122L120 219V222L122 221V222L125 223V225H124V223H121L124 226L123 228H122V225L120 223H118V224H120L121 226H118L117 225V221H119L118 220ZM6 218H9V219H6ZM108 218H110V219H108ZM166 218H168V219H166ZM202 218H200V219H202ZM4 219L7 220L8 223H4V222H7ZM108 220H110V221L108 222ZM112 220L114 221V223H112L113 222ZM143 220H145V219H143ZM28 221H30V222H28ZM68 222L71 223V226H73L72 224L75 223L77 228L74 225V228L72 227V229H74V230H72L70 228V225H67ZM51 223L53 224V226H56L57 228L52 227L51 226L52 225ZM139 223H141V222H139ZM213 223H215V222H213ZM82 224H85V225L88 224L89 227L92 226V228H90L91 232L85 233L86 229L87 228L89 229V227L86 225L87 227L85 228V225H82ZM49 225L51 226V229H50V226ZM61 225H63L62 227H64V229L61 227ZM48 226H49V228H48ZM65 226H68V227L66 228ZM99 226H101V227H99ZM40 227L44 231L46 229H48L47 232L45 231L48 234H46L44 231H41V229H39ZM80 227H82L83 229H85L83 231V233H80L81 232V228ZM94 227H95V231H96V229H102V230L108 229V231H110L112 229L113 232L110 231L112 234L109 233V236H108V234L106 232L107 230L103 231V232H105L103 234H106V236H104V238L105 239L108 238L107 240H109V241H106L105 242V239L102 237L103 234H102V232H100V230H98L99 232L96 231L97 232V236L100 235L99 233H101L100 237H102L103 239L100 238V237H97L96 234H95V236L97 237L96 238L93 235L94 233L92 232V230L94 229ZM105 227H107V228H105ZM53 228H54V230H53ZM119 228L120 229L122 228V229L120 230ZM180 228H181V230L179 232H177V234H176L175 232L177 230H179ZM189 228L191 230H193V231H190V233H191V234L189 233L190 235H188V234H187L188 236L187 235H178L182 231L188 230ZM55 229L56 230L57 229L58 230L63 229L64 231L65 230L68 231V229H69L70 231L67 233V231L64 232L63 230H61V231H58L57 230V232L55 234V232H53V231H56ZM88 229H87V231H88ZM172 229L174 231H172ZM16 230H18V232L20 234H18V232ZM51 230H52V232H51ZM128 230H129V228H128ZM76 231H77V234H76ZM214 231H215V233H214ZM16 232L18 234V237H17ZM22 232H25V233H22ZM38 232H41V233H38ZM59 232H60V234L62 236L59 234ZM26 233H31L32 235H30V234L27 235ZM64 233H65V235H64ZM89 233L93 237L89 235L88 237H91V238L90 239L89 238L86 239V237H87V235ZM113 233H115L114 234L115 237L113 236ZM168 233H170V234H168ZM212 233H214V234H212ZM5 234H7V235H5ZM24 234L27 237L29 236L28 239H26V236ZM81 234H83L84 237ZM228 234H230V235H228ZM13 235H15V236H13ZM20 235H22V237L23 236H25V237L22 238ZM33 235H35V236L33 238H30ZM79 235H80V237H79ZM85 235H86V237H85ZM54 236H55L56 239L55 238H52ZM118 236L120 238L122 237L124 239L121 238L122 239L121 240V239H119ZM36 237H38L39 239H37ZM141 237H144V238L142 239ZM81 238H83V240H80ZM92 238H96L97 241L95 239H92ZM99 238H100V241H99ZM31 239H33V240H31ZM103 240H104V242H103ZM121 241H124V243L122 244ZM160 241H161V243L159 244ZM117 242H118V244L121 243L125 247H123L121 245H117ZM115 243H116V245H115ZM148 246H150V247H148ZM155 246H156V248H155ZM115 247H116V249H114V251H113V248H115ZM117 248H120L121 250L122 249L123 250L121 251L119 249V251H118ZM127 253H130V254H127ZM110 254H112V255H110Z\"/></svg>", "mask_w": 264, "mask_h": 264}, {"label": "bare ground", "instance_id": "2", "mask_svg": "<svg viewBox=\"0 0 264 264\" xmlns=\"http://www.w3.org/2000/svg\"><path fill=\"white\" fill-rule=\"evenodd\" d=\"M69 1H70V0H69ZM94 1H95V0H94ZM119 1H120V0H119ZM130 1H131V0H130ZM132 1H133V0H132ZM137 1H138V0H137ZM204 1H207V0H204ZM204 1H203V2H204ZM57 2H59V3H65V0H58ZM57 2H55V3H57ZM67 2H68V0H67ZM74 2H75V1H74ZM95 2H98V0L95 1ZM127 2H129V1H127ZM134 2H135V1H134ZM157 2H158V7L161 8V9H163V11H165V13H166V16H164V17L166 18L167 21L165 20V22H168V25H169L170 22H172L171 18H172V19H175V18H176L177 20L175 19V21H177V22H176V24H177L178 22L180 23V20H183V18H184V20L181 21L182 23H180V26L182 25V27H185V26H184L185 23L189 22L190 20H191V21H190L189 23H191L192 20H193V19H191V18H194V17H192V15H193L192 13H193V10H194L192 6H194V7H198V8H199V7L203 4L202 2H201L202 4L199 3L200 0H199V1H198V0H157ZM197 2H198V3H197ZM129 3H130V2H129ZM129 3H128V4H129ZM135 3H136V2H135ZM135 3L133 4V2H132L133 5H135ZM196 3L199 4V5L201 4V5H200V6H199V5L197 6V5H195ZM46 4H48V3H46ZM49 4H50V3H49ZM99 4H100V3H99ZM99 4H97L98 7H99ZM130 4H131V3H130ZM132 4H131V5H132ZM191 4H192V5H191ZM92 5H93V4L91 3L90 6H92ZM95 5H96V3H95ZM119 5H120V4H119ZM121 5H122V4H121ZM204 5L206 6L207 4H203L202 7H205ZM123 6H124V5H123ZM125 6H126V5H125ZM135 6H137V4H136ZM47 7H48V6H47ZM49 7H50V6H49ZM95 7H96V6H95ZM95 7H91V9H92V8H95ZM121 7H122V6H119V7H118V11H119V8H121ZM127 7L129 8V5L126 6V7H124V8L128 9ZM130 7H133V9H135L134 6H130ZM202 7H201V9H203ZM207 7H208V6H207ZM45 8H46V7H45ZM85 8H86V7H85ZM87 8H88V7H87ZM100 8H101V5H100ZM124 8H123V10H124ZM138 8H139V7H138ZM138 8H137V9H138ZM40 9H41V8H40ZM46 9H47V8H46ZM46 9H45V10H46ZM89 9H90V8H89ZM95 9H96V8H95ZM121 9H122V8H121ZM137 9H136V10H137ZM139 9H140V8H139ZM192 9H193V10H192ZM45 10H44V11H45ZM48 10H49V9H48ZM87 10H88V9H87ZM96 10H98V9H96ZM96 10H95V11H96ZM103 10H104V8L102 9V11H103ZM170 10H171V11H170ZM80 11H81V10H80ZM83 11H85L84 8H83ZM83 11H82V12H83ZM98 11L100 12L101 9L98 10ZM102 11H101V12H102ZM104 11H106V10H104ZM118 11H117V12H118ZM169 11H170V12H173V11L177 12V15H178V14L182 15V18H181V16H179L181 19H180L178 16H177V17H178V18H177L175 15H173L174 13H172V14L170 15ZM180 11H181V12H180ZM182 11H183V12H182ZM42 12H43V9H42ZM48 12H49V11H48ZM75 12H76V11H75ZM82 12H81V13H82ZM91 12H93V11L91 10ZM101 12H100V15L103 14V15L106 16V14H107L106 12H104L105 14H104L103 12H102V13H101ZM117 12H116V13H117ZM121 12H122V11L120 10L118 13L120 14ZM179 12H180V13H179ZM186 12H192V13H191V16H190V13H186ZM45 13H46V11H45ZM78 13H79V12H78ZM88 13L90 14V11H88L87 14H88ZM114 13H115V11H114ZM116 13H115V14H116ZM118 13H117V14H118ZM181 13H183L184 16H183V14H181ZM46 14H47V13H46ZM85 14H86V12H85ZM85 14H84V12H83L82 17L85 16ZM87 14H86V15H87ZM98 14H99V13H98ZM108 14H109V13H108ZM108 14H107V17H108ZM117 14H116V16L121 17V14H120V15H117ZM187 14H189V16H188ZM63 15H65V14H63ZM90 15H91V14H90ZM94 15H95V14H94ZM96 15H97V13H96ZM110 15H111V14H110ZM110 15H109V16H110ZM138 15H139V14H138ZM138 15H133V16H134V17H135V16L138 17ZM61 16H62V13H61ZM101 16H102V15H101ZM105 16H103V17H105ZM114 16H115V15H114ZM151 16H153V14H151ZM151 16H149V19H148L149 21H148V23L150 22V19H152ZM174 16H175V18H174ZM87 17H88V16H87ZM89 17H91V16H89ZM92 17H94V16L92 15ZM97 17H99V16H97ZM111 17H112V16H110V18H111ZM119 17H117L116 19H118ZM145 17H146V16H145ZM153 17H154V16H153ZM164 17H163L162 19H160V20H164V19H165ZM170 17H171V18H170ZM189 17H190V18H189ZM230 17H231V16H230ZM230 17H228L229 19H227V22H226L227 24L230 23V24H228V25L226 24L228 27H229V26H230V27H229V29H228L229 32H227V35L225 36V37L228 38V40H229V42L225 45V51H227L228 54H227L226 52H225V54L228 56V55H230V54L232 53V54H231L232 56L230 55V57H232V58L235 57L234 59H236V60H237V59H240V60H241L242 57L245 58V59L242 58L244 61L246 60V61H245V62H246V63H245V67L243 66V65H244V61H243V60H242V61H243V63H242V61H240V60H239V61H238V60L236 61V60H233L232 58H231V59H232L231 61H233V63H232L231 61H229V62H228L229 65H228V63H227V65H226V63H225L223 60H221V59H223V58L221 57L222 53L219 55L220 58H218V59H220L221 61L219 60L217 65H214V64H212V63H211L212 65H211V64H206V63L204 62L205 60L202 61L201 63H200V62H197V61H199V60H195V61H194V60H190L189 58H191V57L194 56L195 54L198 55L200 58H206V59L208 58V59H209V58L211 57L210 54H209V57H208V54H207V51H208V50H209V51L212 50L211 47H210V49H209V48L207 49V45H208L209 43H212V42H210V41H211L210 35L207 34V35H204V36H203V34H206V32H204V31H203L204 33L200 32L199 29L197 28V26H198V27H201V26H199L198 24H197L195 27H193V28L191 27L189 30H188V29H185L186 31H185V33H183V32H181L180 30H182V29H184V28H181V29H180V28H179V25H178L179 23H178V24H177V27H176V28H178V29L174 28V30H177V31L179 30V31H180V32L178 31L179 33H183V34L185 35L183 38H180V37H179V38H180V39H179V38H177V35H178V34L176 35V32H177V31L174 32V36L176 35V38H175L173 35H172V36L168 35L167 33L169 32V28H170V27L165 26V25H166V24L164 25L165 22H164V23H162L163 21L161 22V23H162V25H161L162 27H163V25H164L165 27H167V29L164 27V29H165L164 32H165V33L167 34V36H169V38L171 39V40L168 39V40H169L168 42H170V43H169L170 46L172 47L173 45H175V46H174V47H175L174 49H176V50L173 51V49L170 50L171 48H168L169 46L167 47V46H165V45L163 44V43H164V42H163V39H162V42H163L162 44L157 43V45H162V46H155V45H156V42H160L159 40H161V39H159V38H158V39H159V40H158L157 37H158L159 35H162V36L165 35V33L162 31V30H164V29H162L160 26H159V28H158L159 30L157 29V26H158L159 24H158V22H157L158 20L156 19V20H157V21H156L157 24H156V32H155V33H157V30H158V32H159V31L162 29L160 32H161V33L163 32L164 34H163V33H162V34H161V33H157V34H158L157 37H156V34H155V39H153V40H155V43H154V42L152 41V39H151V38H153V37H151L150 40H151L152 42H150V46H151V43L154 44V48H155V50H154V48H153V49H150V50H152V52H150V50L148 49V51L150 52L149 54L152 56V58L155 57V59L157 60L156 63L159 64V61H161V68H162V70L164 71V78H165V77L168 78L169 76H171L172 74H175V73L178 71V74H177L178 76H177V77L175 76L176 80H174V82H173V83H174V87H175L176 92H177V93H176V92H175V93H176V95L178 96V100L181 101L182 104H183V101L186 100V104H187V105H186V104L184 105L185 108H187L188 110H190V108L192 109V110H190V113H191L193 116H191L190 114H189V115H190V116H189L188 113H187L186 115L189 116L190 118H193V119H194V122H193V123H195V122H196V123H195V124H191L192 122L190 121L189 126H187L188 123H189L188 121H189L190 118H189V117H185V114L183 113V114H184V115H183V116H184V119H185V118H189L188 121H186L187 119L185 120V123H186V122H188V123L186 124V126H182L183 124L185 125V123H183L184 120H182V121H183V122H182L183 124L180 123L181 121L179 120V121H180V122L178 121L179 124H182V125L179 126L178 130H180V132H181L182 134H184V135H186V134L188 135V134H191V133L193 134V132H194L195 134H197L196 137H198V139H193V140H192V139H187V141H186V139H184V141H183V139H182V141H183L182 144L185 145V144H187L190 140H192V143H191V145H192V144L195 142L194 140H196V141H199V142L201 141V142H200L201 145H202V143H203V144H205L206 146H209V147H207V148H208V149H207V150H208V154L205 153L206 155H205V157H204V159H203L204 162H205V164L209 163V164L206 165V166H209V165H210L209 168L205 169V167H206L205 165H202V166H201L200 164H199V165H198V164H195L196 162L193 161V162H194V165H197V167H196V166H192L191 173H192V175H194V177H195L196 180L194 179V177H193V178L190 177V178H191L192 180L194 179L193 181H195V184L198 186L199 189H200V185H202V184L204 183L205 185H209V186H211L212 188L217 189V190H216V191H217V195H218V192H219V195H221V194H220L221 192H222V193L225 192L224 194H227V195H222V196H224V197H226V198L228 197V198H227V199H223V198H222V201H220V200H221V199H220L221 197H220V198H219L220 200L218 199V200H219V201H218V202H219L218 206H219V205L221 206L222 204H229V205H228L229 207H228L227 209H225V208L222 209V210L219 209L220 211L218 212L217 206H216V204H214V205H215L214 208H216V212H214L215 214H213V213H212L213 209H212V210H211V213H210V215H209V217H206L208 220H207L206 218L203 219L201 216L198 217L199 215H197V214L195 213V212H196L195 209L197 208L198 205L201 207V204H203L202 202L204 201V199L202 198V200H201V199H200V198L202 197L201 194L199 193V195H198V193H197L196 195H197V196H200V197L195 198V199H197V202L195 201V204H196V205L194 204V205H192L193 207H191V208L189 207L190 210H188L187 213H186V212L183 213V214L180 216L181 218H178V217L175 215V216H173V217H177V219H176V218H173V219L171 220V216H170V220H165V221H163L164 217H163V219H159V218H157V216H156L157 219H154L155 217H153V216L150 217L151 215H150V216L148 215V213H149L150 211L147 209V210L149 211V212L147 213L148 218H146L145 216L140 217L141 215H140L138 212H136V213H138L140 216H136L135 214L132 215L131 217H128V218H126V217L123 216V218H124V220H125V222H126L127 225H125V223L122 222V221H124V220H123V218H120V217H122V216H120L121 213H120V214L118 213V212L123 211V208H124V207H122V210L117 212V213L119 214V216H120V217H118V220H119V221H117V225H118V226H121V225H122V228H123L124 226H123V224H121V223H124V225H125V228H124V229L127 228L126 232H127V231H130V232H129V233H130L129 236H131V235L134 236V235H140V234H141V236H144V235L147 236V239H148V238H150V239L152 238V239H153L154 237H162V236L164 235L165 232H168V231L170 232V230H168V229H170V228H172V227H173V229H174V226H176V228H177V227L179 228L180 226H181L182 228H184L185 225H187V226L190 227V225H188L189 223H190L191 225H192V224H196V225H197L200 221H201V223H203V225H206V226H209V227H211V225H213V224L219 226V225L221 224V222H223V219H225V218L222 219V217L229 216L230 213H233V211H236V209L238 208L239 203H240V204H241V203L243 204V201H244V200H248V198L246 197V194L249 195V197H250V195H253V196L255 197L257 194H259V195L261 194L262 196L259 198V200H258V199H256V200H258L259 202L264 203V115H263L264 113H261V112H260V111H262V110H264V109L260 110V109L258 108L259 111H256L255 109L252 108V106L248 105V104H249V101L252 102V101H255V100L257 99V98H256L257 96H255L256 93H254L255 100H254L253 96H252V97L249 96L250 98H249V97L246 98V96H244V97L246 98V102H245V104H242V102H241V106L243 105V106L241 107L242 110H239V109L236 107L235 104H234V105H235V106H234V105H233V102H232V104H230L231 107L227 109L226 106H225L224 97L222 96V95L224 94V92H222V91L224 90V83H225V69H226V68H227V70H228V73H227V74H228V75H229V74L232 75V77H231V75H230V77L227 78V79H228L229 81H230V79H232V82H233V83H234V81H235V79H236L237 77H238V80H242V81H243V79H244L243 76L245 75V72H247V71L244 72V70H248V69H250V73H251V71H252L253 74H254V72L257 71V70L254 71V67H255L254 65L256 64V62H255V64L253 63V60L256 59V58L251 59V58H252V55H250L249 52H248V53L245 52L247 49L243 50L245 47H247V46L249 45V42L246 41V40H245V42H244V40H243V41H242V40H241V41L238 40V36H236V31L234 30L235 27H236L235 25L237 24V23H236L237 21L234 19V18H235L234 16H233L234 18H233V17L230 18ZM94 18H96V17H94ZM100 18H101V17H100ZM138 18H140V17H138ZM147 18H148V17H147ZM147 18H146V19H147ZM187 18H189L190 20H189V19L186 20ZM84 19H85V18H84ZM84 19L81 20V21H84ZM87 19H88V18H87ZM87 19H85L84 22H87V23H88V21H90L89 19H88V21H87ZM101 19H102V18H101ZM106 19H107V18H105V20H106ZM112 19H113V18H112ZM114 19H115V18H114ZM116 19H115V20H116ZM179 19H180V20H179ZM91 20H92V19H91ZM97 20H99V19L97 18ZM97 20H96V21H97ZM103 20H104V19H103ZM110 20H111V19H110ZM127 20L129 21V19H127ZM127 20H126V21H127ZM139 20H140V19H139ZM141 20H142V19H141ZM169 20H170V21H169ZM178 20H179V21H178ZM185 20H186L187 22H184ZM228 20H229L230 22H229ZM94 21H95V20H94ZM94 21L92 20V23H90V24L88 23L89 26L92 25ZM96 21H95V22H96ZM117 21L119 22V20H117ZM117 21H116V23H117ZM130 21H131V20H130ZM142 21H143V20H142ZM151 21H153V20H151ZM10 22H11V20H10ZM63 22H64V21H63ZM69 22H71V21H69ZM69 22H68V23H69ZM72 22H73V21H72ZM101 22H102V21H101ZM104 22H105V21H104ZM104 22H103V23H104ZM109 22H110V21H109ZM109 22H108V23H109ZM120 22H121V21H120ZM146 22H147V21H146ZM58 23H59V22H58ZM60 23H61V21H60ZM79 23L82 24V22H79ZM79 23H78V25H79ZM98 23L100 24V22H98ZM98 23H96V24L94 23L93 25H97ZM105 23H107V22H105ZM105 23H104V25H103L102 27H104V26L106 25ZM110 23H113V22H110ZM114 23H115V22H114ZM136 23H137V22H136ZM143 23H144V22H143ZM193 23H194V22H193ZM12 24H13V23H12ZM62 24H63V23H62ZM99 24H98V26H99ZM117 24H118V23H117ZM122 24H123V23H122ZM130 24H131V23L129 22V25H130ZM132 24H133V23H132ZM144 24H146V23H144ZM144 24H143V27H144ZM152 24H153V23H152ZM152 24H151V25H152ZM172 24H174V23H172ZM206 24H207V23H206ZM206 24H205V25H206ZM67 25H68V24H67ZM72 25H73V24H72ZM76 25H77V24H76ZM84 25H85L86 27L88 26L87 24H84ZM101 25H102V24H101ZM101 25H100V27H101ZM111 25L113 26V25H115V24H111ZM134 25H135V24H134ZM137 25H138V26L140 25L139 27L142 29V26H141L142 24L138 23ZM151 25H150V26H151ZM170 25H171V24H170ZM170 25H169V26H170ZM60 26H61V24H60ZM73 26H74V25H73ZM109 26H110V25H109ZM112 26H110V27H112ZM117 26H118V25H117ZM135 26H136V25H135ZM173 26H175V24H174ZM188 26H189V25L187 24V27H188ZM190 26H191V25H190ZM192 26H193V25H192ZM203 26H204V25H203ZM203 26H202V27H203ZM62 27H63V25H62ZM64 27H65V26H64ZM74 27H76V26H74ZM78 27H79V26H78ZM81 27L84 28L83 25L80 26V28H81ZM107 27H108V26H107ZM146 27H147V26H146ZM146 27H145V29H147ZM151 27H152V26H151ZM153 27H154V24H153ZM153 27H152L151 29L155 30ZM171 27H172V26H171ZM187 27H186V28H187ZM211 27H213V26H211ZM60 28H61V27H60ZM69 28H72V26L69 27ZM69 28H68V29H69ZM80 28H79V29H80ZM87 28H88V27H87ZM89 28H90V27H89ZM89 28H88V29H89ZM93 28H96V27H93ZM97 28H99V27H97ZM97 28H96V29H97ZM105 28H106V27H105ZM105 28H104V29H105ZM133 28H134V27H133ZM136 28H137V27H136ZM188 28H189V27H188ZM203 28H204V27H203ZM58 29H59V28H58ZM58 29H57V30H58ZM61 29H63V28H61ZM72 29H73V28H72ZM74 29H75V28H74ZM88 29H87V30H88ZM96 29H95V30H96ZM99 29H100V28H99ZM138 29H139V28H138ZM138 29H134V30L136 31V33H137V31H138V33L140 32V35H141V36L138 35L139 37L137 36L136 39L142 37V35H143V32L141 33V31H139ZM206 29H207V28H206ZM57 30H56V31H57ZM70 30H71V29H70ZM70 30H67V31H70ZM76 30H78V29H75V31H76ZM83 30H86V28L83 29ZM92 30H93V29H92ZM130 30H131V28L129 29V31H130ZM134 30L132 29L131 31H134ZM153 30H152V31H153ZM170 30H171V29H170ZM174 30H173V31H174ZM35 31H36V30H35ZM35 31H34V32H35ZM80 31H82V30L80 29ZM80 31H79V32H80ZM113 31H114V30H113ZM121 31H122V30H121ZM121 31H119V32H121ZM129 31H128V32H129ZM131 31H130V32H131ZM143 31L145 32V30H143ZM166 31H167V32H166ZM171 31H172V30H171ZM173 31L170 32V33L172 34ZM59 32H61V31L59 30ZM64 32H65V31H64ZM97 32H98V31H97ZM178 32H177V33H178ZM57 33H58V32H57ZM68 33H69V32H68ZM70 33L72 34L73 31H72V32L70 31ZM70 33H69V35H71ZM75 33H76V32H75ZM95 33H96V32H95ZM121 33H123V32H121ZM121 33H119V34H121ZM133 33H134V32H133ZM149 33H150V31H149ZM170 33H169V34H170ZM199 33H200V34L202 33L201 36H203V37L199 38V36H197V37L195 36L196 34L198 35ZM62 34H63V33H62ZM62 34H61V35H62ZM73 34H74V33H73ZM115 34H116L115 37H117V36H118L117 33H115ZM124 34H125V33H124ZM126 34H127V31H126ZM147 34H148V32H147ZM147 34H146V35H147ZM58 35H59V34H58ZM61 35H60V37H59V36L57 37L56 35H54V37L56 36L57 38H60V39H61V37H62L63 35H66V33H64L62 36H61ZM105 35H106V34H105ZM105 35H103V36H105ZM122 35H123V34H122ZM133 35H135V33H134ZM136 35H137V34H136ZM136 35H135V36H136ZM66 36H68V35H66ZM66 36H63L62 39H65ZM99 36H100V35H99ZM110 36H111V35H109V37H110ZM113 36H114V33H113ZM120 36H121V35H120ZM120 36H119V40H120ZM123 36H124V35H123ZM125 36H126V35H125ZM125 36H124V37L121 36V37L125 39ZM127 36H128V34H127ZM127 36H126V37H127ZM152 36H153V35H152ZM162 36H161V37H162ZM165 36H166V35H165ZM165 36H163V37H164V39L166 40V39H167V38H166L167 36H166V37H165ZM211 36H213V35H211ZM221 36H222V35H221ZM6 37H7V36H6ZM97 37H98V36H97ZM97 37H96V40H97ZM107 37H108V36H107ZM107 37H106V38H107ZM133 37H134V36H133ZM148 37H149V36H148ZM172 37H174L175 39L172 38ZM195 37H196V38H195ZM215 37H217V36H215ZM236 37H237V38H236ZM75 38H76V37H75ZM75 38H74V39H75ZM104 38H105V37H104ZM111 38H112V36H111ZM127 38H128V37H127ZM145 38H146V37L144 36L143 39H145ZM221 38H222V37L219 38V42H220ZM54 39H55V38H54ZM60 39H58V40H60ZM62 39H61V40H62ZM86 39H87V38H86ZM100 39H101V38H100ZM107 39H108V38H107ZM107 39H106V42H105V43L109 42L110 40L112 41V39H110V40H108V41H107ZM114 39H115V42H116L117 38H114ZM143 39H140V40L142 41ZM156 39H157V40H156ZM178 39H179V40H178ZM197 39H198V41L200 40L201 42H200V41H199V42L196 41ZM4 40H5V39H4ZM61 40H60V41H61ZM80 40L82 41V39H80ZM84 40H85V39H84ZM84 40H83V41H84ZM98 40H99V39H98ZM138 40H139V39H138ZM147 40H148V38H147ZM150 40H148V41H150ZM172 40H173V41H172ZM174 40H178V42L176 41V43H175ZM235 40H236V41H235ZM2 41H3V40H2ZM2 41H1V42H2ZM9 41H10V39H9ZM62 41H63V40H62ZM69 41H70V40H69ZM89 41H91V40H88V42H89ZM100 41H101V40H100ZM100 41H98V42L96 41L95 43L92 41V42H89V44L92 45V43H93V44H94L93 46H95V45H99V44H96V43H101V44H102L103 39H102V42H100ZM111 41H110L109 43H107V44H110ZM135 41L137 42V40H135ZM135 41H134V42H135ZM144 41H146V40H143V42H144ZM171 41L173 42V43H172L173 45H171ZM213 41H214V40H213ZM215 41H217V40H215ZM10 42H11V41H10ZM58 42H59V41H58ZM78 42H79V41H78ZM86 42H87V40H85V42H82V43L85 44ZM88 42H87V43H88ZM120 42H121V41H120ZM221 42H222V40H221ZM234 42H235V43H234ZM246 42H247V44H246ZM128 43H129V42H128ZM130 43H131V41H130ZM138 43H140V42H138ZM141 43H142V42H141ZM160 43H161V42H160ZM215 43L217 44V42H215ZM7 44L10 45L9 42H8ZM71 44H72V43H71ZM74 44H76V43H74ZM107 44H106V45H107ZM119 44H120V43H119ZM136 44H137V43H136ZM228 44H229V45H228ZM230 44H231V46H230ZM62 45H63V44H61V46H62ZM72 45H73V44H72ZM77 45H78V44H77ZM106 45L104 44L105 48H102V50H103V51L101 50L102 52H104V49L107 50V48H108V51L111 50V49H109V47L106 48ZM112 45H115V44L112 43ZM112 45L110 44L109 46H112ZM120 45H121V44H120ZM210 45H211V44H210ZM217 45H218V47H217ZM217 45H216L217 49L220 50V51H223L222 48H221V49L219 48V45L221 46L222 44L219 43V44H217ZM244 45H247V46H244ZM3 46H4V45H3ZM14 46H15V45H14ZM59 46H60V45H59ZM80 46H81V44H80ZM80 46L78 45L79 48H80ZM93 46H92V47H93ZM107 46H108V45H107ZM121 46H122V45H121ZM123 46H124V45H123ZM123 46H122V47H123ZM141 46H142V44H141ZM144 46L146 47V44H143V48H144ZM152 46H153V45H152ZM152 46H151V47H152ZM222 46H223V45H222ZM4 47H5V46H4ZM4 47H3V48H4ZM7 47H8V45H7ZM73 47H74V45H73ZM75 47H76V46H75ZM78 47H77V48H78ZM90 47H91V46L89 45V49L91 50L92 47H91V48H90ZM117 47H118V46H117ZM119 47H120V46H119ZM122 47H121V48H122ZM151 47H150V48H151ZM208 47H209V45H208ZM63 48H64V46H63ZM65 48H66V47H65ZM70 48H72V47L70 46ZM70 48H69V49H70ZM77 48H76V49H77ZM82 48H85V46H82ZM86 48H87V47H86ZM96 48H97V47H96ZM110 48H113V47H110ZM115 48H116V46H115ZM172 48H173V47H172ZM212 48H213V46H212ZM1 49H2V47L0 48V50H1ZM5 49H6V48H5ZM5 49H3V50H5ZM7 49H8V48H7ZM74 49H75V48H74ZM94 49H95V47H94ZM97 49H98V48H97ZM118 49H120V48H118ZM127 49H128V48H127ZM135 49H136V48H135ZM138 49H139V48H138ZM156 49H157L158 51H157ZM53 50H55V49H53ZM58 50L60 51V49H58ZM61 50H62V49H61ZM64 50H65V49H64ZM64 50H62V51H64ZM71 50H72V49H71ZM83 50H87V49H83ZM122 50L124 51V49H122ZM122 50L120 49L119 51L122 52ZM133 50H134V49H133ZM139 50L141 51V50H142V47H141ZM139 50H138V51H139ZM159 50H161L162 52H160ZM59 51H58V52H59ZM73 51H74V50H73ZM73 51H70V52H73ZM75 51H76V50H75ZM87 51H88V50H87ZM87 51H86V52H87ZM92 51H93V49H92ZM96 51H97V50H96ZM96 51H93V52H96ZM101 51H100V52H101ZM113 51H114V50L112 49L111 52H113ZM130 51H131V50H130ZM130 51H129V52H130ZM209 51H208V53H209ZM220 51H217V52L219 53ZM247 51H248V50H247ZM50 52H51V51H50ZM50 52H49V54H48V57L44 54V55L46 56V58H49V57L54 58V57L59 56V55L61 56V54H62V53H61V54L59 53V55L56 54L57 51H55V52H51V53H50ZM65 52H67V53L69 52V51H68V48H67V51H65ZM65 52H63V54H64ZM70 52H69V53H70ZM76 52H77L76 54H78V51H76ZM83 52H84V51H83ZM83 52H81V53H83ZM97 52H98V51H97ZM102 52H101V53H102ZM116 52H117V51H116ZM134 52H135V50H134ZM134 52H133V53H134ZM211 52H213V51H211ZM211 52H210V53H211ZM230 52H231V53H230ZM39 53H40V52H39ZM79 53H80V50H79ZM81 53H80V54H81ZM105 53H106V52H105ZM125 53H126V52H125ZM127 53H128V52H127ZM130 53H131V52H130ZM136 53H137V52H136ZM138 53H139V52H138ZM140 53L142 54V52H140ZM233 53H234V54H233ZM46 54H47V53H46ZM86 54H87V53H86ZM88 54H90V52H89ZM95 54H96V53H95ZM106 54H108V53H106ZM113 54H114V53H113ZM134 54H135V53H134ZM141 54H140V56H141ZM213 54H214V53H213ZM38 55H39V54H38ZM38 55H36V56H38ZM55 55H56V56H55ZM71 55H72V53H71ZM73 55H74V54H73ZM84 55H85V53H84ZM98 55H99V52H98ZM110 55H111V54H110ZM116 55L119 56V55H118V52L116 53ZM129 55H130V54H129ZM136 55H139V54H135V56H136ZM171 55H172V56H171ZM226 55H225V58L227 59ZM39 56H40V55H39ZM42 56H43V55H42ZM60 56H59V57H60ZM79 56H80V55H79ZM90 56H91V54H90ZM103 56H104V54H103ZM107 56H109V55H107ZM133 56H134V55H133ZM133 56H131L132 59H134V58L137 59V57L134 56V58H133ZM151 56H150V58H151ZM168 56H169V57H168ZM34 57H35V56H34ZM40 57H41V56H40ZM43 57H44V56H43ZM59 57H58V58H59ZM65 57H66V56H65ZM75 57L78 58L77 55H75ZM81 57H82V56H81ZM81 57H80V58H81ZM86 57H87V56H86ZM105 57H106V55H105ZM110 57L113 58V56H110ZM114 57H115V56H114ZM125 57H126V56H125ZM138 57H139V56H138ZM216 57H217V55H216ZM216 57H214V61H215V58H216ZM1 58H2V57H1ZM32 58H33V57H32ZM46 58L44 57V59H46ZM56 58H57V57H56ZM70 58H71V56H70ZM112 58H111V59H112ZM119 58H120V57H119ZM119 58H117V59H119ZM121 58H122V57H121ZM126 58H127V57H126ZM128 58H129V57H128ZM147 58H148V57H147ZM211 58H212V57H211ZM27 59H29V58H27ZM35 59H36V58H35ZM41 59H42V58H41ZM60 59H61V58H59V62L61 61ZM67 59L69 60V57H68ZM83 59H84V57H83ZM83 59H81V60H83ZM89 59H90V58H89ZM92 59H94V58H92ZM97 59H98V58H97ZM97 59H96V61H95V60H92L93 64H94V62L97 63ZM107 59H108V58H107ZM136 59H134V60H136ZM139 59L141 60V58H139ZM143 59H144V58H143ZM143 59H142V60H143ZM155 59H154V61H155ZM192 59H193V58H192ZM194 59H195V58H194ZM197 59H198V58H197ZM218 59H217V60H218ZM2 60H3V59H2ZM5 60H6V59H5ZM23 60H24V59H23ZM30 60H32V59H30ZM33 60H34V59H33ZM36 60H37V59H36ZM42 60H43V59H42ZM53 60H54V59H53ZM86 60H87V59H86ZM100 60H101V59L98 60L99 63L101 62ZM124 60H126V59H125V58L122 59V61H124ZM142 60H141V61H142ZM201 60H202V59H201ZM210 60H212V59H210ZM229 60H230V59H229ZM3 61H4V60H3ZM19 61H20V60H19ZM24 61H25V60H24ZM34 61H35V60H34ZM38 61H39V60H37V62H38ZM57 61H58V60H57ZM74 61H76V60L74 59ZM77 61H78V60H77ZM79 61H80V60H79ZM84 61H85V60H84ZM84 61H80V62L83 64ZM109 61H110V60H109ZM113 61H114V59H113ZM113 61H112V62H113ZM115 61H116V60H115ZM119 61H120V59H119ZM126 61H127V60H126ZM128 61H129V60H128ZM141 61H140V62H141ZM144 61H145V60H144ZM150 61H151V60H150ZM152 61H153V60H152ZM207 61H208V60H207ZM225 61H227V60H225ZM28 62H29V61H27L26 63H28ZM41 62H42V61H41ZM49 62H51V61L49 60ZM55 62H56V60H55ZM59 62H57L58 65H59ZM61 62H62V61H61ZM85 62H86V61H85ZM88 62H89V61H88ZM90 62H91V61H90ZM102 62H103V61H102ZM107 62H108V61H107ZM107 62H104V63H107ZM110 62H111V61H110ZM112 62H111V63H112ZM116 62H117V61H116ZM130 62H131V61H130ZM132 62H133V61H132ZM132 62H131V63H132ZM146 62H147V61H146ZM148 62H149V61H148ZM203 62H204V63H203ZM208 62H209V61H208ZM208 62H207V63H208ZM2 63L4 64L5 62H2ZM18 63H19V62H18ZM21 63H22V62L20 61V64H18V65H22V64H23V63H22V64H21ZM24 63H25V62H24ZM32 63H33V62H32ZM32 63H30L31 65H30V64H29V65L32 66V68H33V66L35 67L36 65H34V63H33V65H32ZM35 63H36V62H35ZM66 63L68 64L69 62H66ZM71 63H72V62H71ZM71 63H70V65H71ZM75 63H77V62H75ZM78 63H79V62H78ZM96 63H95V64H96ZM117 63H118V62H117ZM117 63H116V64H117ZM119 63H120V62H119ZM123 63H125V61H124ZM123 63L121 62V64H123ZM231 63H232V64H231ZM241 63H242V65H241ZM5 64H6V63H5ZM5 64H4V65H5ZM38 64H39V66H41V64H43V63L40 64V62H39ZM38 64H37V65H38ZM79 64H80V63H79ZM82 64H81V65H82ZM86 64H87V63H86ZM86 64H84V65H86ZM93 64H92V65H93ZM109 64H110V63H109ZM121 64H120V65H121ZM140 64H141V63H140ZM144 64H145V62H144ZM147 64H149V63H146L145 66H148ZM151 64H154V63H151ZM158 64H154V65H157V67H158V66H159ZM238 64H240V68H239L240 70L234 68V67H238V66H239ZM18 65H17V66H18ZM29 65L26 66V64H25L26 67H29ZM43 65H44V64H43ZM43 65L41 66L42 69L39 67L38 70H39V69L43 70ZM46 65H47V64H46ZM48 65H49V64H48ZM48 65H47V66H48ZM55 65H56V66H55ZM55 65H54V66H55L54 69L59 68V67H57V64H55ZM77 65H78V64H77ZM84 65H82V66L84 67ZM104 65H105V64H104ZM104 65H103V63H102V66H104ZM106 65H107V64H106ZM110 65H111V64H110ZM110 65H109V66H110ZM130 65H132V64H130ZM138 65H139V64L137 63L136 66L138 67ZM149 65H150V64H149ZM246 65H248V66H246ZM17 66H16V67H17ZM50 66H51V65H50ZM50 66H49V68H47V67H46V68H47V69H50ZM54 66H53V67H54ZM72 66L75 67L74 64H73ZM86 66H87V65H86ZM90 66H91V64H90ZM99 66H100V65H99ZM102 66L100 67V70H101ZM109 66H108V67H109ZM114 66H116V65H114ZM117 66H118V65H117ZM117 66H116V67H117ZM121 66H122V65H121ZM136 66H135V67H136ZM150 66H151V65H150ZM150 66H149V70L152 69V68H150ZM210 66H211V67H210ZM213 66H214L215 68H214ZM0 67L3 68L2 65H1ZM6 67H7V66H6ZM16 67H15V68H16ZM44 67H45V66H44ZM51 67H52V66H51ZM56 67H57V68H56ZM69 67H71V66H69ZM69 67L67 66L66 68H69ZM142 67H143V65H142ZM151 67H152V66H151ZM153 67H154V66H153ZM155 67H156V66H155ZM155 67H154V68H155ZM212 67H213V68H212ZM2 68H0V69H2ZM4 68H5V66H4ZM30 68H31V67H30ZM30 68L28 69V72H29L30 70H32V69H30ZM35 68H36V67H35ZM66 68H65V69H66ZM75 68H76V67H75ZM89 68H90V67H89ZM95 68H96V67H93V70H94ZM98 68H99V67H98ZM109 68H112V67H109ZM133 68H134V66H133ZM161 68H160V70H161ZM242 68H243V69H242ZM244 68H245V69H244ZM247 68H248V69H247ZM8 69H9V66H8ZM20 69H21V68H20ZM20 69H19V70H20ZM47 69H46V70H47ZM52 69H53V68H52ZM52 69H51V70H52ZM61 69H62V68H61ZM90 69H91V68H90ZM96 69H97V68H96ZM115 69H116V68H115ZM117 69H119V68H117ZM232 69H233V70L235 69V71H237L236 73H234L235 75L232 74L233 72H235V71H233ZM241 69L243 70V73H244L243 76H242V75H239V73L242 72ZM5 70H6V69H5ZM33 70H34V69H33ZM59 70H60V68H59ZM67 70H68V69H67ZM72 70H74V69L72 68ZM72 70H70V71H72ZM85 70H86V69H85ZM136 70H138V71H137L138 73L141 72V71H139L140 69H136ZM136 70H135V71H136ZM144 70H145V69H144ZM144 70H143V71H144ZM149 70H148V72H149ZM3 71H4V70H3ZM14 71H15V70H14ZM24 71H27V70H24ZM24 71H23V72H24ZM52 71H53V70H52ZM52 71H51V72H52ZM55 71H56V70H55ZM55 71H53V72H55ZM57 71H58V69H57ZM78 71H79V70H78ZM117 71H118V70H117ZM117 71H116V72H117ZM119 71H121V70H119ZM119 71H118V75H119ZM122 71H123V70H122ZM129 71H130L129 73L134 74L133 72H131V71H133V69H131V70H129ZM135 71H134V72H135ZM146 71H147V67H146ZM231 71H232V72H231ZM239 71H240V72H239ZM248 71H249V70H248ZM253 71H254V72H253ZM1 72H2V71H0V73H1ZM64 72H65V73H68L69 71L66 72V70H65ZM73 72H75V71H73ZM73 72H71V73H73ZM95 72H96V71H95ZM95 72H94V73H95ZM101 72H102V71H101ZM114 72H115V71H114ZM148 72H147V73H148ZM161 72H162V71H161ZM2 73H3V72H2ZM8 73H9V72H8ZM26 73H27V72H26ZM29 73H31V71H30ZM48 73H50V71H49ZM48 73H47V74L44 73L45 75H44V74H43V75L46 76V75H48ZM62 73H63V71H62ZM65 73H64V74H61V73L59 72L60 75H59L58 73H57V74L59 75V77H61V79H62V78H65V79H66L67 77H66V76L64 77V75H66ZM71 73H68V75H69V74L71 75ZM77 73H79V72H77ZM83 73H86V72L83 71ZM96 73H97V72H96ZM125 73H127V72H125ZM138 73H136V77H137L138 75H140V76H142V77L144 76V75H142L143 73H140V74H138ZM213 73H214L215 75H214ZM20 74H21V73H20ZM20 74H19V75H20ZM51 74H54V73H50V75H51ZM81 74H82V73H81ZM81 74H79V75H81ZM87 74H88V73H87ZM91 74H93V73L91 72ZM91 74H90V75H91ZM137 74H138V75H137ZM144 74L147 75L145 71H144ZM148 74H149V73H148ZM212 74H213V75H212ZM227 74H226V75H227ZM237 74L240 76L241 79L239 78V76H238ZM246 74H247L248 76H250V77H252V76H256V75H253V74H249V72H247ZM6 75H7V74H6ZM22 75H23V74H22ZM43 75H42V76H43ZM50 75H49V76H50ZM55 75H56V74H55ZM68 75H67V76H68ZM73 75H76V73H74ZM79 75H77V76H79ZM84 75H85V74H84ZM94 75H95V74H94ZM94 75L92 76V77H93V80H94L95 76H98L97 74H96L95 76H94ZM100 75H101V74H100ZM113 75H114V74H113ZM127 75H129V74H127ZM134 75H135V74H134ZM134 75H131V77L134 76ZM150 75H151V76H150ZM150 75H149V77H152V76H153L152 74H150ZM159 75H160V74H159ZM233 75H234V76H233ZM114 76H116V74H115ZM121 76L123 77V75H121ZM155 76H156V75H155ZM155 76H154L153 79H156ZM172 76H173V77H172ZM172 76L170 77V80H171V78H174V75H172ZM236 76H237V77H236ZM241 76H242V77H241ZM59 77L56 75V78H59ZM68 77H70V76H68ZM79 77H80V76H79ZM84 77H85V76H84ZM86 77H87V76H86ZM100 77H101V76H100ZM118 77H119V76H118ZM124 77H126V76H124ZM147 77H148V76H147ZM156 77H157V76H156ZM227 77H228V76H227ZM41 78H42V77H41ZM43 78H44V77H43ZM43 78H42V79H43ZM46 78L49 79V77H46ZM46 78H45V80H46ZM54 78H55V77H54ZM73 78H74V77H73ZM101 78H102V77H101ZM101 78H100V79H101ZM181 78L184 80V83H183V82L181 83V81H180ZM233 78H234V80H233ZM254 78H255V77H254ZM254 78L252 77V79H254ZM65 79H64V80H65ZM82 79H84V78H82ZM86 79H87V78H86ZM86 79H85V80H86ZM88 79H89V78H88ZM113 79H114V81H112V82L115 83V81H116V77L113 78ZM119 79H120V78H119ZM126 79H127V78H126ZM128 79H129V78H128ZM158 79H159V77H158ZM227 79H226V80H227ZM8 80H9V79H8ZM20 80H21V79H19V81H20ZM56 80H57L56 82H58L59 79H56ZM95 80H98V79H95ZM117 80H118V79H117ZM120 80H121V79H120ZM120 80L116 81L118 85H120V84H119V83H120V82H119ZM146 80H147V79H146ZM163 80H164V79H163ZM236 80H237V79H236ZM42 81H43V80H42ZM42 81H41V82H42ZM54 81H55V80H54ZM110 81H111V80H110ZM110 81H109V82H110ZM148 81H149V80H148ZM150 81H151V79H150ZM164 81H165V80H164ZM229 81L227 82V84L229 83ZM242 81H241V83H242ZM41 82H39V83H41ZM46 82H47V81H46ZM60 82H61V85H62V82L64 83L65 81H62V80H61ZM60 82H58V83H60ZM78 82H79V81H78ZM80 82H81V80H80ZM97 82H99V81H97ZM102 82H103V81H102ZM102 82H101V84H102ZM105 82L108 84V81H105ZM121 82H122V80H121ZM154 82H155V84H154ZM154 82H153L152 84L155 86V85L157 84V82H156V81H154ZM236 82H237V81H235V83H236ZM245 82H246V81H245ZM0 83H1V82H0ZM5 83H7V82H5ZM10 83H11V82H10ZM13 83L15 84V81H14ZM42 83H43V82H42ZM42 83H41V84H42ZM44 83H45V82H44ZM69 83H70V82H69ZM71 83H72V82H71ZM76 83H77V82H76ZM81 83H82V82H81ZM103 83H104V82H103ZM106 83H105V84H106ZM150 83H151V82H150ZM165 83H166V82H165ZM171 83H172V82H171ZM233 83H232V84H233ZM235 83H234V84H235ZM237 83H238V82H237ZM239 83H240V82H239ZM8 84H9V83H8ZM11 84H12V83H11ZM16 84H17V82H16ZM16 84L14 85L15 87H16ZM20 84H21V83H20ZM55 84H57V83H55ZM66 84H67V83H66ZM83 84H84V82H83ZM109 84H110V83H109ZM117 84H116V85H117ZM124 84H125V83H123L122 85H124ZM152 84H150V85H152ZM232 84H231V85H232ZM5 85L7 86V84H5ZM5 85H4V86H5ZM45 85H46V84H45ZM45 85H44V86H45ZM48 85H49V84H48ZM63 85H65V84H63ZM75 85H76V84H75ZM86 85L88 86L89 84L86 83ZM92 85H93V81H92V84H91V89H89L90 91H89V93L87 94V96H86V97L83 96L82 98H79V99H80L79 102H78V103L80 104V106H79V110H77V112H74V113H76V115H74V113L71 111L72 108H71L70 105H69L70 107H67V109L70 108V112H72L73 115L76 116L77 118H80V119H78L79 122L77 123V125H78V124L81 125V122H82V121H83V123H85L84 121H86V122H87V125H88V123L91 124L92 122H94L95 120H97L95 123H100L99 125H98V124H95V123H94V124L92 123L91 125H94V126H95V125H98V126L100 127L101 131L99 132V129H97L96 131H94V134H95V132L98 131L99 133H98V132H97V133H98L99 135L103 136V134L105 135V132H107L108 130H110V129H108V128H111V127H108V126H107L108 123H107V124H106L107 128H105L104 122H103V124L101 123V122H102V118H103V114H102V113H100V116H99V115H95V114H96L95 111L97 110V109H96V108H97V107H96V105H97L96 102L99 101V100H98V99H97V100L95 99V101H94V98H95L94 96H95L98 92H95V93H96V94H95V93H94L95 89H94V91H92V93H91L92 87L94 88L95 83H94V86H92ZM110 85H111V84H110ZM110 85H107L106 87H107L108 89H111V88H109ZM125 85L127 86V84H125ZM153 85H152V86H153ZM164 85H165V84H164ZM166 85H167V84H166ZM12 86H13V85H12ZM14 86H13V87H14ZM36 86H38V83H37ZM69 86H70V84H69ZM83 86H84V85H83ZM87 86H86V87H87ZM103 86H104V85H103ZM108 86H109V87H108ZM112 86H113L114 89H117V88H118V87L115 88L116 86L114 87L113 84H112ZM126 86H123V88L126 87ZM152 86H151V89L154 88V87H152ZM170 86H171V85H170ZM227 86H230V84H228ZM232 86H233V85H232ZM232 86H231V87H232ZM17 87H18V86H17ZM19 87H20V85H19ZM41 87H42V85H41ZM88 87H90V86H88ZM99 87H100V85H99V83H98V87H97V88L99 89ZM119 87H120V86H119ZM128 87H129V86H128ZM166 87L169 89L168 86H166ZM2 88H3V87H2ZM72 88H73V87H72ZM95 88H96V87H95ZM100 88H102V86H101ZM107 88H105V92H106V89H107ZM113 88H112V90H113ZM121 88H122V86H121ZM126 88H127V87H126ZM78 89H79V88H78ZM108 89H107V91H108ZM134 89H135L136 92H137L138 89H136V88H134ZM229 89H231V88L229 87ZM65 90H66V89H65ZM72 90H73V89H72ZM75 90H77V89H75ZM96 90H97V89H96ZM117 90H118V89H117ZM117 90H116V91H117ZM122 90H124L125 92L128 91V94H129L133 89H132L131 91H129L130 89H128V88L126 89L127 91H126L125 89H121V91H122ZM139 90H140V89H139ZM142 90H144V89H142ZM170 90H171V89H170ZM68 91H71V90H68ZM84 91H85V90H84ZM99 91H101V90H99ZM103 91H104V89H103ZM103 91H102V93H103ZM109 91H110V90H109ZM109 91H108V92H109ZM113 91H114V90H113ZM113 91H112V92H113ZM124 91L120 93L119 90H118V91L115 92V93H117V94H123ZM140 91H141V90H140ZM140 91H139V92H140ZM162 91H163V90H162ZM229 91H230V90H228V92H229ZM232 91H233V90H232ZM232 91H231V92H232ZM238 91H239V90H238ZM73 92H74V91H73ZM79 92L82 93V94H84L82 89H80ZM87 92H88V91H87ZM108 92H107V93H108ZM112 92H111V93H112ZM118 92H119V93H118ZM136 92H135L134 94H137ZM141 92H142V91H141ZM168 92H169V91H168ZM170 92H171V91H170ZM55 93H56V92H55ZM70 93H71V92H70ZM75 93H76V92H75ZM77 93H78V92H77ZM113 93H114V92H113ZM132 93H133V92H132ZM233 93H234V92H233ZM82 94H80V95H82ZM92 94H94V96H93ZM98 94H99V93H98ZM109 94H110V93H109ZM124 94H125V93H124ZM124 94H123V95H120V96H123V97H124V96H125ZM162 94H163V93H162ZM164 94H165V92H164ZM168 94H169V93H168ZM168 94H165V95H166V98L164 99V102L158 104V105H161V108H159V106H158L157 109H158V110L160 109L162 112H163V110H164V112H165V110L169 109V108L172 107V105H173V102H174V101L172 100V98L170 99V96H169ZM171 94H173V92H172ZM171 94H170V95H171ZM215 94L218 96V98H216L217 101H216V102L214 101L215 103H213V100H214V99H213V98H214L213 96H216ZM221 94H222V95H221ZM59 95H60V94H59ZM68 95H69V94H68ZM68 95H65V96L68 97ZM70 95H71V94H70ZM80 95H79V97H80ZM111 95H112V94H111ZM129 95H132V94L130 93ZM137 95H138V94H137ZM139 95H140V94H139ZM141 95H144L143 92H142ZM141 95H140V96H141ZM173 95H174V94H173ZM232 95H233V94H232ZM257 95H258V96H259V95L261 96V93H259V94H257ZM54 96H55V95H54ZM61 96L64 97L63 95H61ZM102 96H103V95H102ZM107 96H108V95H107ZM109 96H110V95H109ZM115 96H116V94H115ZM162 96H163V95H162ZM227 96H229V95H227ZM234 96H236V95H234ZM260 96H259L260 100H259V98H258L259 101L256 100L255 102H256L259 106L262 107L264 104L260 102V101L262 100V98H261ZM96 97L100 98L99 96H96ZM113 97H114V94H113L112 98H113ZM126 97H127V93H126ZM126 97H124V98L126 99ZM130 97H131V96H130ZM134 97H137V96H134ZM164 97H165V96H164ZM164 97H163V98H164ZM175 97H176V96H175ZM195 97H196V98H195ZM212 97H213V98H212ZM64 98H66V97H64ZM75 98H76V97H75ZM75 98H74V100H75ZM105 98H106V97H104V99H103V97L100 98V102L102 101V103H103V101H104V103H105V102H106V101H105ZM112 98H111V99H112ZM117 98L121 99L122 97L120 98V97L117 96V97L115 98V100H114V98H113L112 101H113V102H115V101L117 102V100H118ZM131 98H133V97H131ZM131 98H130V99H131ZM139 98H140V97H139ZM139 98H138V99H139ZM143 98H144V97H143ZM143 98H142V99H143ZM163 98H162V99H163ZM193 98H195V99H193ZM230 98H231V97H230ZM106 99H107V101L110 100L109 98H106ZM122 99H123V98H122ZM134 99H135V98H134ZM134 99H133V100H134ZM228 99H229V97H228ZM231 99H233V98H231ZM263 99H264V98H263ZM56 100H57V99H56ZM140 100H141V99H140ZM144 100L147 101V99H145V98H144ZM176 100H177V99H175V101H176ZM187 100H188V102H187ZM112 101H110V102L113 104ZM123 101H124V99H123ZM128 101H129V99H128ZM128 101H127V103H128ZM135 101H137V100L135 99ZM230 101H231V100H230ZM235 101H236V100H235ZM239 101H241V100H239ZM42 102H44V101H42ZM60 102H61V101H60ZM66 102H67V101H66ZM72 102H73V100H72ZM110 102H109V101L106 102V105L108 106V104H111ZM116 102H115V104H113L114 106H115L116 104H119V103H120V102H119V103H116ZM137 102L140 104V101H137ZM137 102H136V104H137ZM148 102H149V101H148ZM159 102H160V101H159ZM262 102H263V101H262ZM75 103H76V102H75ZM75 103H74V104H75ZM78 103H77V106L79 105ZM97 103H98V102H97ZM107 103H108V104H107ZM125 103H126V102H125ZM141 103H142V104H140V106L143 105V107L145 108V106H144L145 103H143L142 101H141ZM174 103H175V102H174ZM228 103H229V102H228ZM234 103H235V102H234ZM237 103L239 104L240 102H237ZM36 104H38V102H37ZM63 104H64V103H63ZM67 104H68V103H67ZM70 104H71V103H70ZM130 104H132V103H130ZM139 104H137V105L139 106ZM146 104L148 105V103H146ZM149 104H151V103H149ZM178 104H180V103H178ZM226 104H227V103H226ZM60 105H61V104H60ZM71 105H73V104H71ZM102 105H103V104H101V106H102ZM106 105H105V106H106ZM120 105H121V103L119 104V107H120ZM128 105H129V103H128ZM128 105H127V106H128ZM137 105H136V106H137ZM147 105H146V106H147ZM155 105H157V104H155ZM176 105H177V104H176ZM176 105H175V106L173 105V106L175 107V108H174L175 110H178V109L182 110V109H181V106H183V105L180 104V105H181V106L179 105L180 108H177V109H176V107H177ZM232 105H233V106H232ZM63 106H64V105H63ZM63 106H62V107H63ZM75 106H76V105H74L73 107H75ZM99 106H100V104H99ZM101 106H100V107H101ZM105 106L103 105V107H104L103 109H105ZM110 106H112V105H110ZM110 106H108V107H110ZM116 106L118 107V105H116ZM116 106L114 107V109H113V107H112L113 111L115 110L114 112H116V109H117ZM131 106H132V105H131ZM131 106H128V107H130V108H128V107H126V105H125L127 111H129V110L132 111V112H131V111L128 112V116H129V113H130V114L133 113L135 109H136L137 112H138V108L140 107V106H139V107H138V106L135 107V105H134L135 108L132 109ZM149 106H150V105H149ZM187 106H188V107H187ZM259 106H257V107H259ZM108 107H106V109H107ZM119 107H118V108H119ZM121 107H122V108L117 109V111L120 112V110H121L122 113H125V112L123 111L124 103H122V106H121ZM132 107H133V106H132ZM153 107L155 108L156 106H154V104H153ZM168 107H169V108H168ZM227 107H228V106H227ZM239 107H240V106H239ZM261 107H260V108H261ZM33 108H34V107H33ZM98 108H99V107H98ZM115 108H116V109H115ZM144 108H142V106H141V109H143V110L145 111L146 109H144ZM182 108H183V107H182ZM37 109H38V108H37ZM44 109H45V108H44ZM53 109H54V108H53ZM55 109H56V108H55ZM62 109H63V108H62ZM65 109H66V108H65ZM74 109H75V108H74ZM77 109H78V107H77ZM106 109L103 110L104 113H105V112L107 113V110H108V109H109L108 113H110L111 110H112V109H110V108H108L107 110H106ZM124 109H125V108H124ZM141 109L139 108V110H141ZM152 109H153V108H152ZM157 109H156V110H157ZM172 109H173V107H172ZM48 110H49V109H47V111H48ZM51 110H52V109H51ZM51 110H50V111H51ZM63 110H64V109H63ZM68 110H69V109H68ZM100 110H101V108H100ZM170 110H171V109H170ZM180 110H178V113L180 112ZM183 110H184V109H183ZM61 111H62V110H61ZM98 111H99V110H98ZM103 111H102V112H103ZM149 111H150V110L148 109V112H149ZM151 111L153 112L154 109L151 110ZM186 111H187V110H186ZM33 112H34V111H33ZM57 112H58V111H57ZM119 112H116L117 115L119 114ZM121 112H120V113H121ZM135 112H136V111H135ZM140 112H141V111H140ZM140 112H139V115H140ZM148 112H147V110H146V111H145V114L148 113ZM164 112H163V113H164ZM174 112H175V111H174ZM174 112H172V113H174ZM176 112H177V111H176ZM37 113H38V112H37ZM42 113H43V112H42ZM47 113H48V112H47ZM49 113H50V112H49ZM51 113H53V112H51ZM54 113H55V112H54ZM63 113H65V112H63ZM63 113H62V114H63ZM66 113H67V112H66ZM66 113H65V114H66ZM72 113H71V115H72ZM97 113H99V112H97ZM116 113H114V115H116ZM149 113H150V112H149ZM165 113H166V112H165ZM167 113H168V112H167ZM172 113H171V114H172ZM180 113H181V112H180ZM26 114H28V113H26ZM136 114H138V113H136ZM136 114H135V115H136ZM199 114H201V115H199ZM43 115H44V113H43ZM46 115H47V114H46ZM46 115H44V116H46ZM68 115H69V113H68ZM110 115L114 116L113 114H110ZM117 115H116V116H117ZM121 115H122L121 117L124 119L123 114H121ZM126 115H127V113H126ZM173 115H174V114H173ZM173 115H172V117L175 118ZM198 115H199V116H198ZM231 115H232L233 117H236V118H235V121H232V120H231ZM51 116H52V115H51ZM58 116H60V115H58ZM61 116H62V115H61ZM61 116H60V117H61ZM104 116L106 117L107 115H104ZM112 116H111V117H110V116H107V117L112 118ZM170 116H171V115H170ZM180 116H181V115H180ZM56 117H57V116H56ZM67 117H68V116H67ZM76 117H74V118H76ZM117 117H118V116H117ZM117 117H115V119H116ZM119 117H120V116H119ZM135 117H137V115H136ZM181 117H182V116H181ZM200 117H202V118H200ZM29 118H31V117H29ZM34 118H35V117H34ZM47 118H48V117H47ZM61 118H62V117H61ZM61 118H59V120H60ZM71 118H72V120L74 119L72 116H71ZM122 118H121V120H122ZM131 118H132V117H131ZM138 118H139V117H138ZM141 118H142V117H141ZM163 118H164V117H163ZM166 118H167V117H166ZM203 118H204L205 120H204ZM36 119H37V117H36ZM42 119H43V118H42ZM42 119H41V120H42ZM65 119H66V118H65ZM103 119H104V118H103ZM118 119H119V118H118ZM118 119H116V121H118ZM129 119H130V118H129ZM133 119H134V118H132V120H133ZM144 119H145V118H143V120L139 121L140 123H139V122L136 123V121H135L136 125L132 123V124H133L132 126L134 127V125H135V126H138L137 124H142L141 122L145 121ZM160 119H161V118H160ZM181 119H183V117H182ZM202 119H203L204 122L201 121ZM233 119H234V118H233ZM30 120H32V119H30ZM53 120H54V119H53ZM62 120H63V119H62ZM76 120H77V119H76ZM76 120H74V121H69V122H72V123H69V124H70V125L75 124V123L77 122ZM98 120H101V122H98ZM108 120H109V119H108ZM108 120H106V121H108ZM113 120H114V119H113ZM132 120H131V121H132ZM161 120H163V119H161ZM166 120H167V119H166ZM166 120H165V121H166ZM35 121H36V120H35ZM42 121H43V120H42ZM46 121H48V120H46ZM56 121H57V120H56ZM106 121H105V122H106ZM147 121H148V120H147ZM147 121H146V122H147ZM170 121H171V120H170ZM198 121H199V122H198ZM37 122H38V121H37ZM57 122H58V121H57ZM59 122H61V121H59ZM64 122H65V121H64ZM74 122H75V123H74ZM108 122L111 123V119H110ZM113 122H114V121H113ZM133 122H134V121H133ZM162 122H163V121H162ZM173 122L175 123V121H173ZM200 122H202V123H200ZM228 122H229V123H228ZM39 123H40V122H39ZM41 123H42V122H41ZM43 123H44V121H43ZM46 123H47V122H46ZM49 123H51V122H49ZM49 123H48V124H49ZM53 123H54V122H53ZM123 123H124V122H123ZM127 123H128V122H127ZM56 124H57V123H55L54 125H56ZM67 124H68V123H67ZM67 124H66V126H67ZM101 124L104 125L103 128H102V125H101ZM114 124H115V122H114ZM146 124H147V123H146ZM204 124H208V126L206 125V126H207V127H206ZM227 124L229 125V126H228L229 128H234V129H235V132L233 131L234 129L228 131L229 133H231V137L233 138V139H232V138H230V139H232V140L235 139V140H236L235 142H238L237 140H239L238 143H235V142H234L235 144L233 143V141H231L230 146H232L233 144L236 145V146H237V144H239V145H238L239 147H240V146H243L245 143L248 142V140H249L248 138H251V139H250V140H251V144H252V142L254 141V149L251 148V151H250V152H252V150H253V153H254V151H255L256 154H255V156L253 155L254 158H252L253 156L251 157L252 160H250V161L248 160V161H247V162H250V163H249L250 166L248 165L249 168H248L247 170L242 169V168H243L242 165H243V162H245V158H244V161H243V160H242L243 158L238 157V160H237V158H236V160H235V159L232 157L233 155H232V154L230 153V151H229L232 147H231L230 149L224 148L225 145H226V143H225V145H223V146H224V147H223L224 149H223L222 147H221L222 149L220 148V145H221L222 143H224V141L226 140V138H225L226 136L224 137V135H223L222 137H220V139H218V136H219V135H218L217 133H215V132H217V131H214V132H213V133H214V137H212L213 134H210L211 136L207 134V133H208L207 130H208V128H209V125H210V126H215V125H216V126H219V125H221V128H222V126H223V128H226ZM43 125H44V124H42V126H43ZM50 125H51V124H50ZM82 125H83V124H82ZM82 125H81V126H82ZM84 125H85V124H84ZM84 125H83V126H84ZM91 125H90V127H91ZM109 125H110V124H109ZM111 125H112V124H111ZM122 125H123V124H122ZM122 125H121V127H124V126H122ZM128 125H131L130 121H129V124H128ZM144 125H145V123L143 124V126H144ZM203 125H204V127H203ZM57 126H58V127H59V126L61 127V123H60V125L57 124ZM63 126H64V125H63ZM68 126H69V125H68ZM73 126H74V125H73ZM81 126H80V127H81ZM85 126H86V125H85ZM113 126H114V125H113ZM116 126H117V125H116ZM118 126H119V125H118ZM143 126H142V127H143ZM216 126L214 127L213 130H215ZM39 127H40V126H39ZM47 127H49V125H47ZM54 127H55V126H54ZM86 127H87V126H86ZM90 127H89V128H90ZM125 127H126V126H125ZM129 127H131V126H129ZM133 127L131 128V131H132V130H135ZM140 127H141V125L139 126V128H140ZM144 127H145V126H144ZM146 127H147V126H146ZM158 127H159V125H158ZM201 127H203V128H201ZM205 127H206V130H205ZM68 128H69V127H68ZM83 128H84V127H83ZM92 128L94 129V127H92ZM96 128H98V127L96 126ZM119 128H120V127H119ZM119 128H118V129H119ZM127 128H128V127H127ZM127 128L125 129L126 131L129 129V128H128V129H127ZM147 128H149V127H147ZM147 128H144V129L141 128V129H143L142 132L138 130V132H140V135L143 134V132H145V134H147V135H146L147 137L145 136L146 139L149 138L151 135L153 136V135L156 134V132H155L154 129H153V130H154V133H155V134H153V130H151V129H150V130H147ZM154 128H155V127H154ZM221 128H218V130H221ZM223 128H222V129H223ZM50 129H51V128H50ZM72 129H74V128H70V130H69V131H71L70 134H72V133L74 134V132H75V130H72ZM93 129H92V130H93ZM104 129H106V130H104ZM118 129H117V130H118ZM145 129H146V130H145ZM155 129L158 130L157 127H156ZM175 129H176V128H175ZM201 129H203V130H201ZM61 130H63V129H61ZM61 130H60V131H61ZM65 130H66V128H65ZM65 130H64V131H65ZM92 130H91V131H92ZM94 130H95V129H94ZM103 130L105 131L104 133H103ZM120 130H124V129H119L118 132H119ZM125 130H124V131H125ZM144 130H145V131H144ZM200 130H201V131H200ZM204 130H205V132H204ZM228 130H229V129H228ZM37 131H38V130H37ZM40 131H42V130L40 129ZM40 131H39V132H40ZM52 131H53V130H52ZM57 131H59V130L57 129ZM64 131H63V132H64ZM73 131H74V132H73ZM76 131H77V130H76ZM84 131H86V129H85ZM110 131H111V130H110ZM112 131L115 132L116 130H112ZM129 131H130V130H129ZM131 131H130V134H132V136L134 137L135 135H133V133H132ZM135 131H136V130H135ZM135 131H134V132H135ZM208 131L211 132L212 130L209 128ZM221 131H222V134H224L227 130H224V132H223V130H221ZM39 132H37V133H39ZM54 132H55V131H54ZM61 132H62V131H61ZM66 132H68V129H67ZM77 132H78V131H77ZM87 132H89V131H87ZM118 132H115L116 135H117L116 137H118V136L120 135L119 133H126V132H119V133H118ZM158 132H159V130H158ZM158 132H157V134H158ZM180 132H179L178 134H181ZM206 132H207V133H206ZM210 132H209V133H210ZM44 133H46V132H44ZM49 133H50V132H49ZM55 133H57V132H55ZM80 133H81V132H80ZM82 133H83V132H82ZM90 133H93V132H90ZM100 133H102V134H100ZM128 133H129V132H128ZM203 133H205V134L203 135ZM218 133H219V132H218ZM41 134H42V133H41ZM50 134H51V133H50ZM58 134H59V133H58ZM65 134H66V133H65ZM73 134H72V135H69V137H70V136L73 137ZM85 134H86V133H85ZM85 134H84V135H85ZM106 134L109 135V132H107ZM111 134H112V133H111ZM130 134H129V135L126 134V135H127V136H130ZM135 134L139 135L138 133H135ZM145 134H144V135H145ZM182 134H181V136H183ZM215 134H217L218 136H217V135L215 136ZM46 135H47V134H46ZM46 135L44 134V136L41 137V138H44ZM75 135H76V134H75ZM81 135H82V134H81ZM81 135H80V137H81ZM84 135L81 137V141H82L83 138H85ZM96 135H97V134H96ZM96 135H94V137H93V142L86 138V140H88V143H89V141H90L89 144H88L87 142H84V141H86V140H84V139H83L84 141H82V143H81V141H77L78 139H80V137L77 135V138H74V139H76V140H73V143H74V145H75V142H78V143H76V144H78L77 146H79L80 143H81V144L85 143V144H87V145L89 146V147H86V148H87L86 150L89 151V150H91L90 148L92 147V145L90 146V144H95L96 142H97V143L100 142L101 144L104 143V141H103V140L105 139L104 136H103L104 139H101V140L103 141V143H102V141H101L100 139H98V138L96 137ZM108 135H107V136H108ZM112 135H113V134H112ZM114 135H115V134H114ZM114 135H113V136H114ZM121 135H123V134H121ZM187 135H186L185 137H188V136H189V135H188V136H187ZM207 135H208V136H207ZM220 135H221V134H220ZM233 135H234V136H233ZM247 135H248V136H247ZM257 135L260 137V139H257L258 142H257V140H256V137H253V136H257ZM39 136H40V135H39ZM39 136H38V137H39ZM48 136H49V135H48ZM48 136H47V137H48ZM50 136H51V135H50ZM56 136H57V135H56ZM107 136H105V137L107 138L106 140H109V142L112 141V140L108 139V138H110V136H108V137H107ZM113 136H111V139H112ZM123 136H124V135H123ZM123 136H122V137H123ZM152 136H151L149 139H151ZM242 136H243V137H242ZM244 136H247L248 138L246 139V137L244 138ZM249 136H250V137H249ZM38 137H37V138H38ZM47 137H46V138H47ZM72 137H70V138L72 139ZM78 137H79V138H78ZM87 137H90V135H88ZM114 137H115V136H114ZM114 137H113V141L116 139V140L118 141L119 144H120L121 140L123 141V144H124V142H126L124 139L127 138V137H126V138H123V139H122V137H121V138L119 139V138H116V137L114 138ZM119 137H120V136H119ZM141 137H143V135H142ZM153 137H154V136H153ZM178 137H179V136H178ZM216 137H217V138H216ZM223 137H224L225 139H224ZM252 137H253V138H252ZM46 138L44 139L45 141H47ZM51 138H52V137H51ZM96 138H97L99 141L94 140V139H96ZM131 138H132V137H130V138L127 139V140L129 141ZM145 138H139V137L136 138V139H138V140L140 141L139 144H141V142H144V143H142L141 145H138V146L135 144V145H133V147L136 146L137 148H140L139 146H142L143 144L145 145V141H146V142L150 141V140H148V139L146 140ZM183 138H184V136H183ZM221 138H222V139H221ZM241 138H243V139H241ZM91 139H92V138H91ZM133 139H135V138H132V140H133ZM136 139H135V140H136ZM144 139H145V140H144ZM180 139H181V137H180ZM180 139H179V140H180ZM230 139H229V140H230ZM245 139H246V140H245ZM37 140H38V139H37ZM39 140H41V139H39ZM44 140H43V141H44ZM106 140H105V141H106ZM119 140H120V142H119ZM132 140H131V141H132ZM135 140H134V141H135ZM188 140H189V141H188ZM221 140H222V141L224 140V141L222 142ZM250 140H249V141H250ZM71 141H72V140H71ZM74 141H75V142H74ZM131 141H130V143H131ZM134 141H132V143H133ZM136 141H137V140H136ZM152 141H153V139H152ZM154 141H155V139H154ZM182 141H181V142H182ZM242 141H244V142H242ZM245 141H246V142H245ZM47 142H48V141H47ZM47 142H46V143H47ZM94 142H95V143H94ZM107 142H108V141H107ZM137 142H138V141H137ZM150 142H151V141H150ZM37 143H38V142H37ZM40 143H43V142H40ZM44 143H45V142H44ZM46 143H45V144H46ZM97 143H96V145H97ZM116 143H117V142H116ZM116 143H115V141H114V142H111V143H107V144H112V145H107V146H109V147L111 146V148H109V147H108V148L111 149L110 152H111L112 154L115 152L114 149H116V145H114V144H116ZM118 143H117V146L119 145ZM121 143H122V142H121ZM132 143L130 144V146L132 145ZM232 143H233V144H232ZM240 143H242V144L244 143V144H243V145H240ZM49 144H50V143H49ZM105 144H106V142H105ZM105 144H103V145H104V149L107 151L108 148H105ZM123 144H120V147H121V145H122L123 148L129 146V144H128L127 146H125L126 144L123 146ZM133 144H134V143H133ZM172 144H173V143H172ZM189 144H190V142H189L187 145H189ZM194 144H195V143H194ZM194 144H193V145H194ZM196 144L198 145V142H196ZM196 144H195V145H196ZM231 144H232V145H231ZM35 145H36V144H35ZM38 145H39V143H38ZM38 145H37V146H38ZM41 145H42V144H41ZM41 145H40V146H41ZM74 145H73V146H74ZM87 145H86V146H87ZM98 145H99V144H98ZM113 145H114L115 147H114ZM160 145H161V144H160ZM205 145H202V146L204 147ZM32 146H34V145H32ZM40 146H38V147H40ZM82 146H83V145L79 146V148L82 147ZM84 146H85V145H84ZM84 146H83L84 149H83V148H82V149L86 152ZM93 146H95V145H93ZM112 146H113L114 148H113ZM130 146L127 147V148H130ZM158 146H159V144H158ZM158 146L155 145V147H154L153 149H155L156 147L159 148ZM161 146H163V145H161ZM221 146H222V145H221ZM247 146L249 147V145H247ZM45 147H46V146H45ZM75 147H76V146H74V148H75ZM131 147H132V146H131ZM142 147H143V146H142ZM142 147H141V148H142ZM152 147H153V146H152ZM169 147H171V145H170ZM172 147H174V146H172ZM245 147H246V146H245ZM33 148H34V147H33ZM71 148H72V147H71ZM74 148H72V149H74ZM92 148H93V147H92ZM94 148H95V147H94ZM97 148H99V146H97ZM101 148H102V147H101ZM118 148H119V146L117 147L115 153L118 152ZM127 148H126V151H129V150H127ZM134 148H135V147H134ZM141 148H140V151H139V152H142V151H143V150L141 151ZM143 148H144V147H143ZM143 148H142V149H143ZM161 148H162V147H161ZM163 148H165V146H164ZM163 148H162V149H163ZM200 148L202 149V147H200ZM209 148H210V149H209ZM69 149H70V148H69ZM82 149H81V150H82ZM88 149H89V150H88ZM121 149H122V148H121ZM121 149H120V150H121ZM172 149H174V148H172ZM237 149H238V148H237ZM66 150H68V148H67ZM78 150H79V149H76L75 151H78ZM94 150H96V149H94ZM100 150H101V149H100ZM113 150H114V151H113ZM120 150H119V152H120ZM124 150H125V149H124ZM159 150H160V148H159ZM204 150H205V149H204ZM240 150H241V149H240ZM242 150H244V152L240 151V153H241L240 155H242V154H245V155H246L245 151H246L247 149H246V150H245V149H242ZM249 150H250V149H249ZM69 151H72V150H68V153H69ZM91 151H93V149H92ZM122 151H123V149L121 150V152H122ZM161 151H162V150H161ZM232 151H233V150H232ZM234 151H236L235 148H234ZM234 151H233V152H234ZM238 151H239V150H237L236 153H238ZM247 151H248V150H247ZM78 152H79V151H78ZM121 152H120V153H121ZM131 152H132V151H131ZM233 152H232V153H233ZM250 152H247V153L249 154ZM65 153H67V151H66ZM86 153H88L87 155H89V158H90V156H92V155L94 154V157H95L94 159H96V158L98 159V157L96 156L97 153H98L97 151H95V152L93 151L92 154L90 153V151H89V152H86ZM86 153H85V155H86ZM95 153H96V154H95ZM103 153H104V152H103ZM115 153H114V154H115ZM124 153L128 156L127 153H129V152L126 153V152L124 151ZM124 153L122 152V155H123ZM202 153H203V152H202ZM69 154H70V153H69ZM72 154L75 155L73 152H72ZM99 154H102V153L100 152V153H98V155H99ZM108 154H109V153H108ZM112 154H111V158L113 157ZM203 154H204V153H203ZM248 154H247V156H248ZM251 154H252V153H251ZM78 155H79V154H76V156H78ZM80 155H82L81 152H80ZM87 155H86V156H87ZM126 155H125V156H126ZM70 156H71V155H70ZM76 156H74V157H76ZM82 156H83V155H82ZM100 156H101V155H100ZM117 156H119V153H118V155L116 154V157H115V158H117ZM120 156H121V155H120ZM249 156H250V154H249ZM92 157H93V156H92ZM92 157H91V158H92ZM104 157H105V156H104ZM109 157H110V156H109ZM123 157H124V156H123ZM234 157H235V156H234ZM236 157H237V156H236ZM255 157H256L257 159H256ZM77 158H78V160H80L81 162H82V161H85V162H82V163H86L87 166L85 165V166H86L85 169H88V171H87L88 173H94L95 170L97 171V168H98V167H96L97 165L94 166L96 169H95L94 167H92V166L96 163L95 161H97V160H94V161H93V162H95V163H92V166H91L92 169H91V171H89V168H87V167H88L89 165H91V164H90L91 162L89 161V165H88V163H87L88 161H86V160H88L89 158H88V159H85V160H82V159H84V158L80 159L81 157H80V158L77 157ZM91 158H90V159H91ZM115 158H113V159H115ZM249 158H250V157H249ZM258 158H259L260 160H259ZM64 159H65V158H64ZM69 159H70V158H69ZM90 159H89V160H90ZM113 159H112V160H113ZM60 160H61V159H60ZM60 160H59V161H60ZM66 160H67V159H66ZM75 160H76V159H75ZM75 160H74V161H75ZM92 160H93V159H91V161H92ZM108 160H109V159H108ZM112 160H111V161H112ZM193 160H194V158H193ZM196 160H197V159H196ZM257 160L261 161V163H262L263 165L260 166V165H259L260 162H259V164L256 163ZM63 161H65V160H62V161H61L62 163H61V162H59V163H61L62 165H64ZM69 161H70V160H69ZM114 161L116 162V160H114ZM215 161H216V163H215ZM235 161H236V162H235ZM39 162H42V161L40 160ZM115 162L113 163V161H112L111 163H112V164H115ZM69 163H70V162H69ZM73 163H74V162H73ZM101 163H102V162H101ZM109 163H110V162H109ZM109 163H107V164H108V165H111V164H109ZM213 163H215L216 165H214ZM54 164H55V163H54ZM61 164H60V165H61ZM71 164H72V163H71ZM71 164H70V165H71ZM77 164H78V163H77ZM175 164H176V163H175ZM241 164H242V165H241ZM244 164H246V163H244ZM47 165H48V164H47ZM62 165H61V166H62ZM78 165H79V164H78ZM82 165H84V164H82ZM48 166H51V164H49ZM52 166H53V164H52ZM52 166H51L50 168H53ZM54 166H55V165H54ZM100 166H101V165H100ZM102 166H103V165H102ZM174 166H176V165H174ZM204 166H205V167H204ZM211 166H212V167H211ZM56 167H57V166L54 167V168H55L54 170L57 171V173H58V171H59L60 169H59V170H58V169L56 170ZM67 167H68V165H67ZM67 167H66V168H67ZM73 167H74V166H73ZM79 167H80V166H79ZM79 167H78V166H77V167H74V171H73V168H72V167H71L72 169L70 168L69 170H72V172L75 174L76 171L79 170ZM91 167H90V168H91ZM105 167H106V166H105ZM177 167L179 168L180 166L178 165V166L174 167V168L177 169L176 172L178 171V168H177ZM202 167H203V169H202ZM210 167H211V168H210ZM246 167H247V165H246ZM50 168H48V169H50ZM57 168H58V167H57ZM61 168H62L61 171L64 170L63 167H61ZM64 168H65V167H64ZM75 168H77V169H75ZM82 168L84 169V166H82ZM82 168L80 169L81 171H82ZM99 168L102 169V167H99ZM103 168H104V167H103ZM195 168H196V170H195ZM85 169H84V170H85ZM171 169H172V168H171ZM171 169H170V170H171ZM50 170H51V169H50ZM50 170H49V171H50ZM54 170H53V172H55ZM69 170L66 169V172L69 171ZM75 170H76V171H75ZM84 170H83V171H84ZM93 170H94V171H93ZM104 170H105V169H104ZM193 170H194V171H193ZM45 171H46V169H45ZM47 171H48V170H47ZM64 171H65V170H64ZM92 171H93V172H92ZM192 171H193V172H192ZM50 172H51V171H50ZM53 172H52V173H53ZM69 172H70V171H69ZM72 172H70V173H72ZM84 172H86V171H84ZM87 172H86L85 175H88ZM99 172H100V171H99V169H98V171L96 172V173H97L96 175H98ZM147 172H150V170L147 171ZM152 172H153V171H152ZM152 172H151V174L154 173V172H153V173H152ZM170 172H171V176H170V177L173 179V177H172V176H174V173H173L174 171H173V169H172L171 171L167 172V174L169 173V175H170ZM194 172H195V173H194ZM235 172H237L236 175H237L238 179L241 181V182H240V181H239L238 179H236V177H235V180H238V181L241 183V184H237L238 186L240 185V187H241L242 185H246V184H247L246 187H248V186L252 187V189H251V188L248 189V192H246V191H247V188H246V191H245V194H244V195L242 194V193H244V192H243V191L245 190L244 188H243L242 191H240V190H235V191L242 192L241 194H242V196H244L243 199H241V197H239L238 194H236V192H233V189H235V188L237 187V186L235 185V183L238 182V181L235 182L234 179H233V175L235 174ZM73 173H72V174H73ZM78 173H79V172H78ZM141 173H144V171L141 172ZM159 173H160V174H163V171H162V172H157L156 174L158 175ZM172 173H173V174H172ZM80 174H81V173H80ZM80 174H79V175H80ZM82 174H83V172H82ZM144 174H146V173H144ZM156 174L154 173V175H151V176H155ZM160 174H159V176L161 177ZM63 175H64V174H63ZM63 175H62V177H63ZM68 175H69V174H68ZM76 175H77V174H76ZM76 175H74V176H76ZM90 175H92V176L90 177ZM90 175H89V178H91V179L94 178V177L96 176L95 174H90ZM93 175H94V177H93ZM146 175H147V174H146ZM163 175H164V177H166V180H167V182H166V180H165V182H166L165 185H169V181H168V180H172V179H171V178L169 179V176H168V175H167V176H166L165 174H163ZM163 175H162V176H163ZM192 175H190V176H192ZM60 176H61V175H60ZM65 176H66V175H65ZM65 176H64V177H65ZM69 176H71V174H70ZM72 176H73V175H72ZM74 176H73V179H74ZM82 176H83V175H82ZM82 176H81V177H82ZM147 176H148V175H147ZM159 176H157V177L160 178ZM234 176H235V175H234ZM67 177H68V176H66V179H68V181H69L70 178H67ZM76 177H77V176H76ZM79 177H80V176H79ZM86 177H88V176H86ZM86 177H85L84 179H86ZM140 177H141V174H140ZM143 177H144V175L142 176V179H141L140 181L143 180ZM157 177H155V179H156ZM167 177H168V179H167ZM82 178H83V177H82ZM144 178H147V177L145 176ZM149 178H150V180L152 179L151 177H149ZM158 178H157V179H158ZM161 178H162V177H161ZM174 178H176V177H174ZM240 178H241V179H240ZM84 179H82V180H84ZM91 179H90V180H91ZM153 179H154V178H153ZM155 179H154V180H155ZM162 179H163V178H162ZM248 179H249V180H248ZM90 180H88V181L90 182ZM147 180H148V178H147ZM154 180H151V181H154ZM158 180H159V179H158ZM254 180H255V181H254ZM257 180H260V182H256ZM70 181H71V180H70ZM85 181L87 182V180H85ZM148 181H149V180H148ZM148 181H146V182H148ZM151 181H150V182H151ZM163 181H164V180H163ZM163 181H162V183H163ZM196 181H197V182H196ZM244 181H245V182L247 181L246 184H245ZM252 181H254V182H252ZM66 182H67V181H66ZM80 182H81V181H80ZM82 182H84V181H82ZM89 182H88V183H89ZM146 182H145V180H144L143 183H146ZM160 182H161V181H160ZM172 182H173V181H171V183H172ZM234 182H235V183H234ZM73 183H74V182H73ZM73 183H71V184H73ZM156 183H157V180H156ZM65 184H66V183H65ZM68 184H69V183H68ZM68 184H66V186H65V185H64V186L67 187ZM71 184H69V185H71ZM79 184H80V183H79ZM82 184H84V183H82ZM85 184H86V183H85ZM146 184H147V183H146ZM158 184H159V183H158ZM163 184H164V183H163ZM163 184H162V185H163ZM192 184H193V183H192ZM204 184H203V185H204ZM73 185H74V184H73ZM77 185H78V184H77ZM80 185H81V184H80ZM80 185H79V189H80ZM138 185H139V183H138ZM138 185H137V186H138ZM148 185H150V184H148ZM152 185H153V184H152ZM156 185H157V184H156ZM156 185L153 186V187H155L154 191H156V189H157V188H156ZM159 185H161V184H159ZM159 185H158L157 187H159ZM165 185H163V186H165ZM196 185H195V186H196ZM64 186H63V187H64ZM192 186L194 187V184H193ZM68 187H69V186H68ZM70 187H72V185H71ZM70 187H69V188H70ZM82 187H83V186H82ZM144 187H145V186H144ZM144 187L142 188L143 191H144L145 188H146V187H145V188H144ZM149 187H150V186H149ZM153 187H151V190H152V191H153ZM160 187H161V186H160ZM240 187H239V188H240ZM83 188H84V187H83ZM161 188H162V187H161ZM237 188H238V187H237ZM239 188H238V189H239ZM63 189H65V188H63ZM63 189H62V191H63ZM73 189H74V186H73ZM75 189H76V187H75ZM75 189H74V190H75ZM138 189H139V188H138ZM158 189H160V188H158ZM158 189H157V190H158ZM240 189H242V188H240ZM250 189L252 190V192L250 191ZM65 190H66V191H70V189H69V190L65 189ZM65 190H64V191H65ZM71 190H72V189H71ZM74 190H73V191H74ZM76 190H77L76 192H78V189H76ZM80 191H81V190H80ZM82 191H83V190H82ZM138 191L140 192V189H139ZM143 191L141 192L142 194L144 193ZM147 191H149V189H148ZM158 191H160V190H158ZM249 191H250V192H249ZM71 192H72V191H71ZM76 192H75V193L72 192V193H73L72 196L75 195ZM239 192H238V193H239ZM58 193H59V192H58ZM58 193H57V194H58ZM60 193H61V191H60ZM60 193H59L58 196H60ZM62 193H63V192H62ZM64 193H65V192H64ZM152 193H153V192H152ZM68 194H71V193L68 192ZM77 194H78V193H77ZM131 194H132V193L128 194V197H129V195H131ZM144 194H145V193H144ZM146 194H147V192H146ZM155 194H158V192H155ZM133 195H134V193H133L131 196L134 197L135 195H134V196H133ZM136 195H137V193H136ZM153 195H154V194H153ZM228 195H229V196H228ZM62 196H64V195H62ZM75 196H76V195H75ZM131 196H130V199H131ZM137 196H138V195H137ZM137 196H136V197H137ZM144 196H146V195H143L142 197H144ZM162 196H164V195L162 194ZM240 196H241V195H240ZM253 196H251V197H253ZM257 196H258V195H257ZM67 197H70V196L67 195ZM139 197H141V195H139ZM139 197H138V198H139ZM142 197H141V198H142ZM146 197H148V196H146ZM146 197H144L143 200H145ZM150 197H151V196L148 197V201L151 202L152 199H149ZM157 197H159V196L156 195V198H155V196H154L155 199H157ZM165 197H166V196H165ZM245 197H246V199H245ZM61 198H62V197H61ZM63 198H65V199H64V200H63V199H58V201L60 200V203H61V202H62L61 200H63V201H65V200L67 201V200H68V198H66V195H65V197H63ZM152 198H153V197H152ZM160 198L163 199V197H160ZM166 198H167V197H166ZM217 198H218V197H217ZM255 198H256V197H255ZM158 199H159V198H158ZM158 199H157V200H158ZM214 199H215V198H214ZM240 199H241V200H240ZM56 200H57V198H56ZM69 200H70V199H69ZM127 200H128V199H127ZM131 200H132V199H131ZM131 200H130V201H131ZM133 200H134V199H133ZM136 200H137V198H136ZM143 200H142V201H143ZM153 200H154V199H153ZM157 200H156L155 202H157ZM216 200H217V199H216ZM216 200H215V201H216ZM223 200L225 201V203L223 202ZM242 200H243V201H242ZM251 200H252V199H251ZM251 200H250V201L248 200V201H249V204L252 203ZM256 200H255V201H256ZM72 201H73V200L71 199V202H72ZM130 201H129V202H130ZM138 201H139V200H138ZM138 201H136V202H138ZM142 201H141V203H143V202H144L145 204L147 203V202H145V201H143V202H142ZM146 201H147V200H146ZM212 201H213V200H212ZM215 201H214V202H215ZM240 201H241V202H240ZM56 202H57V201H56ZM131 202H133V201H131ZM134 202H135V200H134ZM150 202H149V203H150ZM220 202H222V204H221ZM246 202H247V201H244L245 204H246ZM259 202H257V204H258ZM58 203H59V202H58ZM65 203H66V202H63L64 205H65ZM67 203H69V202H67ZM67 203H66V204H67ZM141 203H140L139 205L142 206ZM153 203H154V201H153ZM153 203H151L150 205H154V204L156 205V203H154V204H153ZM197 203H198V204H197ZM215 203H217V202H215ZM54 204L56 205L57 203H54ZM130 204H132V203H130ZM130 204H129V205H130ZM147 204H148V203H147ZM208 204H212V202H211V203H208ZM245 204H244V205H245ZM255 204H256V203H255ZM58 205H59V204H58ZM60 205H61V206H60ZM60 205H59V207H63V206H64V205H62V203H61ZM122 205L124 206V204H122ZM125 205H126V204H125ZM132 205H133V204H132ZM134 205H136V204H134ZM134 205H133V206H134ZM150 205H148V206L151 208ZM214 205H212V206H214ZM230 205H233V206H234V205H237V208H236V206H235L236 209L234 210L232 207H230ZM52 206H54V205H52ZM69 206H70V205H69ZM72 206H73V205H72ZM77 206H78V205H77ZM118 206H119V205H118ZM118 206H114V208L117 207V208L120 209V207H118ZM181 206L185 207L186 205L183 204V205H181ZM194 206H195V207H194ZM199 206H198V207H199ZM204 206H205V205H204ZM222 206H223V205H222ZM222 206H221V207H222ZM242 206H243V205H241V207H242ZM245 206H246V205H245ZM245 206H244V207H245ZM55 207H56V206H55ZM65 207H66V205H65ZM65 207H64V208H65ZM74 207H75V205H74ZM74 207H73V208H74ZM125 207H126V206H125ZM129 207H130V206H129ZM129 207H128V209H130ZM135 207H136V206H135ZM135 207H134V208H135ZM139 207H140V206H139ZM139 207H138V208H139ZM149 207H148V208H149ZM183 207H181V208H183ZM186 207H187V206H186ZM202 207H203V206H202ZM202 207H201V208H202ZM207 207L209 208V205H208ZM221 207H219V208H221ZM260 207H262V209H261V211L259 210V214H260L259 217H261L262 219H264V206L262 205V206H260ZM260 207H259V208H260ZM66 208H67V207H66ZM71 208H72V207H71ZM71 208H70V209H71ZM73 208H72L71 210H73ZM75 208L77 209V207H75ZM132 208H133V207H131V209H132ZM134 208H133V209H134ZM178 208H180V207H178ZM193 208H195V209H194L195 212H193ZM212 208H213V207H212ZM255 208H256V207H255ZM257 208H258V207H257ZM50 209H51V208H50ZM50 209H49V210H50ZM55 209H56V208H55ZM55 209H54V210H55ZM61 209H62V208H61ZM61 209H60V210H61ZM70 209H69V210H70ZM125 209H126V208H124V210H125ZM133 209H132V210H133ZM185 209H186V208H185ZM198 209H200V208H198ZM206 209H207V208H206ZM209 209H210V208H209ZM239 209H241V208H239ZM51 210L53 211V209H51ZM51 210H50V213H52ZM57 210H58V209H57ZM66 210H67V209H66ZM71 210H70V211H71ZM78 210H79V209H78ZM115 210H116V209H115ZM117 210H118V209H117ZM117 210H116V211H117ZM137 210H139V209H137ZM150 210H151V209H150ZM200 210H203V209H200ZM214 210H215V209H214ZM241 210H242V209H241ZM250 210H251V209H250ZM70 211H69V212H70ZM74 211H75V210H74ZM113 211H114V210H113ZM125 211H126V210H125ZM125 211H124V212H125ZM129 211L131 212V210H129ZM248 211H249V210H248ZM53 212H54V211H53ZM58 212H59V211H58ZM61 212H63V210H62ZM76 212H77V210H76ZM127 212H128V211H127ZM145 212H147V211H145ZM171 212H172V211H171ZM171 212H170V213H171ZM197 212L199 213L200 211H197ZM203 212H204V211H203ZM206 212L209 214V211H206ZM56 213H57V211H56ZM63 213H64V212H63ZM67 213H68V212H67ZM70 213H73V212H70ZM70 213H69V214H70ZM78 213H79V212H78ZM113 213H115V212H113ZM117 213H115V214H117ZM134 213H135V212H134ZM143 213H144V212H143ZM143 213H142V214H143ZM191 213H193V214H191ZM216 213H217V214H216ZM218 213H219V214H218ZM54 214H55V213H54ZM64 214H66V213H64ZM74 214H75V212H74ZM123 214H124V213H123ZM127 214H128V213H127ZM129 214H130V213H129ZM138 214H137V215H138ZM153 214H154V213H153ZM153 214H152V215H153ZM199 214H200V213H199ZM208 214H207V215H208ZM211 214H213V216H216V217H218L220 214H222V215H221L222 217H221L220 219L218 218L219 220L217 219V220H218V221H217V220H214V219H213V217L211 216ZM233 214H234V213H233ZM239 214H240V213H239ZM244 214H246V212H244ZM250 214H252V212H251ZM48 215H49V213H48ZM48 215H47V216H48ZM79 215L82 216L81 214H79ZM144 215H145V214H144ZM178 215H180V213H179ZM202 215H203V214H202ZM217 215H218V216H217ZM225 215H226V216H225ZM247 215H248V214H247ZM50 216H53V214L50 215ZM50 216H49V217H50ZM57 216H60V215L57 214ZM57 216H56V217H57ZM61 216H62V215H61ZM80 216H79V217H80ZM116 216H117V215H116ZM127 216H128V215H127ZM129 216H130V215H129ZM210 216H211V219H210ZM8 217H9V215H8ZM14 217L16 218V216H14ZM44 217H45V216H44ZM62 217L64 218V216H62ZM65 217H66V216H65ZM68 217H69V215H68ZM70 217H71V216H70ZM73 217H74V215H73ZM76 217H77V216H76ZM112 217H114V219H115V216H114V215H113ZM144 217H145V218H144ZM203 217H204V216H203ZM231 217H232V216H231ZM11 218H12V217H11ZM116 218H117V217H116ZM200 218H202V219H200ZM214 218H215V217H214ZM6 219H9V218H6ZM17 219H18V218H17ZM108 219H110V218H108ZM120 219L122 220L121 222H120ZM140 219H141L142 221H141ZM143 219H145V220H143ZM166 219H168V218H166ZM221 219H222V220H221ZM4 220H5V219H4ZM146 220H147V221H146ZM220 220H221V222H220ZM238 220H239V219H238ZM246 220H247V219H246ZM255 220H256V219H255ZM255 220H254V221H255ZM5 221H7V220H5ZM9 221H10V220H9ZM16 221H17V220H16ZM23 221H24V220H23ZM26 221H27V220H26ZM49 221H50V220H49ZM109 221H110V220H108V222H109ZM112 221H113V220H112ZM236 221H237V220H236ZM2 222H3V221H2ZM2 222H1V223H2ZM28 222H30V221H28ZM33 222H34V221H33ZM37 222H38V221H37ZM43 222H44V221H43ZM43 222H42V223H43ZM51 222H52V221H51ZM75 222H76V221H75ZM77 222H78V221H77ZM115 222H116V221H115ZM139 222H141V223H139ZM191 222H192V223H191ZM213 222H215V223H213ZM217 222H220V224L217 223ZM1 223H0V226L2 225ZM4 223H8V221H7V222H4ZM44 223H45V222H44ZM48 223H49V222H48ZM48 223H47V224H48ZM54 223H55V222H54ZM58 223H59V222H58ZM80 223H81V222H80ZM83 223H84V222H83ZM112 223H114V221H113ZM118 223H120L121 225L118 224ZM9 224H10V223H9ZM51 224H52V223H51ZM109 224H110V223H109ZM115 224H116V223H115ZM223 224H224V222H223ZM67 225H70V228H71V229H72V227L74 228V225H75V227H76V224H75V223L72 224L73 226H71V223L68 222ZM80 225H81V224H80ZM82 225H85V224H82ZM86 225L88 226V224H86ZM86 225H85V228L87 227ZM100 225H101V224H100ZM214 225H213V226H214ZM2 226H4V224H3ZM43 226H44V225H43ZM43 226H42V227H43ZM49 226H50V225H49ZM49 226H48V228H49ZM51 226L57 228L56 226H53V224H52ZM51 226H50V229H51ZM62 226H63V225H61V227H62ZM77 226H78V225H77ZM183 226H184V227H183ZM192 226H193V225H192ZM192 226H191V227H192ZM218 226H217V227H218ZM36 227H37V226H36ZM45 227H46V226H45ZM59 227H60V226H59ZM59 227H58V228H59ZM65 227L67 228L68 226H65ZM82 227H83V226H82ZM82 227H80V228H81V232H80V233H83V231L85 230V229H83L84 227H83V228H82ZM88 227H89V226H88ZM99 227H101V226H99ZM99 227H98V228H99ZM130 227H131V228H130ZM219 227H220V226H219ZM43 228H44V227H43ZM62 228L64 229V227H62ZM76 228H77V227H76ZM76 228H75V229H76ZM80 228H79V229H80ZM90 228H92V226H90L89 229L87 228L88 231H87V229H86L87 232L85 231V233L91 232ZM102 228H103V227H102ZM105 228H107V227H105ZM105 228H104V229H105ZM122 228H121V229H122ZM128 228H129V230H128ZM220 228H221V227H220ZM39 229H41V231H44V230H42L41 227H40ZM39 229H38V230H39ZM63 229H61V230H63ZM119 229H120V228H119ZM119 229H118V230H119ZM121 229H120V230H121ZM173 229H172V231H174ZM47 230H48V229H46L45 231L47 232ZM53 230H54V228H53ZM55 230H56V229H55ZM57 230H58V229H57ZM57 230H56V231H53V232H55V234H56ZM61 230H58V231H61ZM72 230H74V229H72ZM93 230L95 231V227H94ZM93 230H92V232H93L94 234H93V233H92V234H93L94 236H95V234H96V236H97V232H99L98 230H100V232H102V234L105 233V232H103V231L107 230L106 232H107L108 236H109V233L112 234L110 231L113 232L112 229H111L110 231H108V229H105V230H102V229H96L97 232H96V231L94 232ZM114 230H115V229H114ZM167 230H168V231H167ZM180 230H181V228H180L179 230H177L175 233L177 234V232H179ZM7 231H8V230H7ZM16 231L18 232V230H16ZM24 231H25V230H24ZM45 231H44V232H45ZM49 231H50V230H49ZM63 231H64V230H63ZM63 231H62V232H63ZM66 231H67V230H65L64 232H66ZM69 231H70V230L68 229L67 233H68ZM78 231H79V230H78ZM190 231H193V230H191V229L189 228L188 230L182 231V232L179 233L178 235H187V234L190 235V234H191ZM195 231H196V230H195ZM0 232H1V231H0ZM3 232H4V231H3ZM9 232H10V231H9ZM12 232H13V231H12ZM12 232H11V233H12ZM17 232H16V234H17ZM46 232H45V233H46ZM51 232H52V230H51ZM51 232H50V233H51ZM114 232H115V231H114ZM1 233H2V232H1ZM4 233H5V232H4ZM6 233H7V232H6ZM22 233H25V232H22ZM36 233H37V232H36ZM38 233H41V232H38ZM50 233H49V234H50ZM127 233H128V232H127ZM129 233H128V234H129ZM139 233H140V234H139ZM175 233H174V234H175ZM189 233H190V234H189ZM214 233H215V231H214ZM214 233H212V234H214ZM216 233H217V232H216ZM8 234H9V233H8ZM16 234H15V235H16ZM18 234H20V233L18 232ZM18 234H17V237H18ZM26 234H27V235H28V234L32 235L31 233H26ZM46 234H48V233H46ZM57 234H58V233H57ZM59 234H60V232H59ZM71 234H72V233H71ZM76 234H77V231H76ZM99 234L101 235V233H99ZM114 234H115V233H113V236H114ZM121 234H122V233H121ZM168 234H170V233H168ZM0 235H1V234H0ZM5 235H7V234H5ZM15 235H13V236H15ZM24 235H25V234H24ZM60 235H61V234H60ZM64 235H65V233H64ZM81 235H83V234H81ZM86 235H87V234H86ZM86 235H85V237H86ZM89 235L92 236V235L89 233V234L87 235L86 239H87V238H89V239L91 238V237H88ZM100 235H98L97 237H100ZM166 235H167V234H166ZM172 235H173V234H172ZM188 235H187V236H188ZM192 235H193V234H192ZM228 235H230V234H228ZM2 236H3V235H2ZM20 236L22 237V235H20ZM25 236H26V235H25ZM25 236H23V237H25ZM34 236H35V235H33V236L30 237V238H33ZM46 236H47V235H46ZM48 236H49V235H48ZM52 236H53V235H52ZM61 236H62V235H61ZM61 236H60V237H61ZM77 236H78V235H77ZM96 236H95V237H96ZM104 236H106V234H103L102 237L104 238ZM108 236H107V237H108ZM6 237H7V236H6ZM23 237H22V238H23ZM28 237H29V236H28ZM28 237L26 236V239H28ZM56 237H57V236H56ZM79 237H80V235H79ZM83 237H84V235H83ZM92 237H93V236H92ZM97 237H96V238H97ZM102 237H100V238H102ZM107 237H106V238H107ZM111 237H112V236H111ZM114 237H115V236H114ZM116 237H117V236H116ZM118 237H119V236H118ZM131 237H132V236H131ZM139 237H140V236H139ZM139 237H138V238H139ZM8 238H9V237H8ZM19 238H20V237H19ZM36 238L39 239L38 237H36ZM52 238H55V236L52 237ZM57 238H58V237H57ZM96 238H92V239H95V240H96ZM100 238H99V241H100ZM103 238H102V239H103ZM109 238H110V237H109ZM121 238H122V237H121ZM121 238L119 237V239H121ZM141 238L143 239L144 237H141ZM173 238H174V237H173ZM14 239H15V238H14ZM24 239H25V238H24ZM55 239H56V238H55ZM104 239H105V238H104ZM107 239H108V238H107ZM107 239H105V242H106V241H109V240H107ZM111 239H112V238H111ZM122 239H124V238H122ZM122 239H121V240H122ZM139 239H140V238H139ZM171 239H172V238H171ZM187 239H188V238H187ZM31 240H33V239H31ZM34 240H35V239H34ZM42 240H43V239H42ZM80 240H83V238H81ZM140 240H141V239H140ZM145 240H146V239H145ZM158 240H159V239H158ZM96 241H97V240H96ZM101 242H102V241H101ZM103 242H104V240H103ZM119 242H120V241H119ZM121 242H122V244L124 243V241H121ZM125 242H126V241H125ZM145 242H146V241H145ZM127 243H128V242H127ZM160 243H161V241L159 242V244H160ZM162 243H163V242H162ZM122 244H121V243L118 244V242H117V245H121V246H123ZM154 244H155V243H154ZM159 244H158V245H159ZM163 244H164V243H163ZM163 244H162V245H163ZM166 244H167V243H166ZM115 245H116V243H115ZM164 245H165V244H164ZM164 245H163V246H164ZM152 246H153V245H152ZM123 247H125V246H123ZM139 247H140V246H139ZM148 247H150V246H148ZM159 247H160V246H159ZM126 248H127V247H126ZM153 248H154V247H153ZM153 248H152V249H153ZM155 248H156V246H155ZM114 249H116V247L113 248V251H114ZM119 249H120V248H117L118 251H119ZM107 250H108V249H107ZM120 250H121V249H120ZM122 250H123V249H122ZM122 250H121V251H122ZM110 251H111V250H110ZM102 252H103V251H102ZM108 252H109V251H108ZM127 254H130V253H127ZM110 255H112V254H110Z\"/></svg>", "mask_w": 264, "mask_h": 264}, {"label": "crops", "instance_id": "3", "mask_svg": "<svg viewBox=\"0 0 264 264\" xmlns=\"http://www.w3.org/2000/svg\"><path fill=\"white\" fill-rule=\"evenodd\" d=\"M242 18L257 55L264 62V0H221Z\"/></svg>", "mask_w": 264, "mask_h": 264}]
</instances>
